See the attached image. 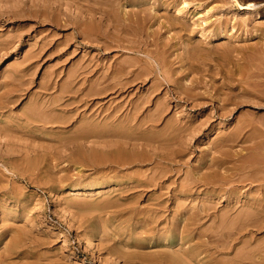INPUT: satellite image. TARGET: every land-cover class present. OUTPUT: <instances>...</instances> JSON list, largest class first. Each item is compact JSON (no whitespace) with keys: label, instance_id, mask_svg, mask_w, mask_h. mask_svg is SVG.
Here are the masks:
<instances>
[{"label":"rangeland","instance_id":"obj_1","mask_svg":"<svg viewBox=\"0 0 264 264\" xmlns=\"http://www.w3.org/2000/svg\"><path fill=\"white\" fill-rule=\"evenodd\" d=\"M139 1H140V3H138ZM151 1H152V3H151ZM239 1L242 4H245V6H248V9L244 8V9L240 10V8L238 7L235 0H159V1H157V0H145V1L144 0H138L137 2H133V3L128 2V5H127V2L124 0L123 1L122 0H116V1L115 0H0V109H2V110H0V264H108V263L109 264H127L128 262H129L128 264H132V263L133 264H140V261L145 262L142 264H147V263H149V264H163L165 258L170 259V257L167 256L168 253L170 254L171 257L178 256V255L180 256V254L175 255V253H177V251H175V250H177L178 245H179L178 243L180 242L178 240V237H177L178 232H176V231L166 232L164 226H166V228L167 227L169 228V226H170L174 230L175 227H174V225L172 226V223L176 219L179 221V223H177V225L179 224L178 226L184 225L185 222L187 223V220H185V218H187V216L190 217V215L194 212L197 213L199 208L201 209V206H202V208H204V205H205L206 208L210 210V211L208 210V212H210L209 214H212V217H213V215H215V217H214L215 220H214L213 218L211 219L210 217L207 218V216L205 218V216H204L205 214L202 213V214H204L202 216L206 220L201 216L200 220L201 221L203 220V221L201 223L199 220V223L203 226L201 228H203L204 231H206V228H208V227L209 228L211 227L210 230H212V228L215 227V225L218 227L222 222H224V224H226L225 227H227L230 224V220L233 217L234 218L232 219V222H231L232 228H235L236 224H238V225L240 223L242 224V219L243 218L245 219V217H243V214H242L245 211L244 210L245 207H243V204H245V202H246L245 196L244 195H242V196L237 195V196H239V198H238L239 200L236 198L230 200V199H226L227 196L224 193H225V189H230V188L234 187V188H238L237 190L242 188L241 191L244 190L245 188H248L242 192L245 193V192H247V190L250 189V192L253 191L252 194L255 195L256 194L255 190H257L259 188V186L257 185L258 182L257 183H256V181L253 182V184H252L253 186H252L249 183V182H251L250 181L251 179H249V181H247L248 183L246 181H244L245 180L244 176L246 175L245 173H247L249 170L248 171L246 170L247 172L241 171V173H238L239 170L237 172L234 171V173L236 175L232 174L233 172H231V170H234V168H237L238 166L240 168L242 164L244 166L245 162L250 161L249 157L253 158V160L251 159L250 162L254 163L255 159H256V160H258V162L261 161V163H258L257 161L255 163L264 164V161H262V160H264V147H263L264 144L262 143L263 145H261V141L264 142V101H262V99L264 100V98H263L264 97L263 96L264 95V89H263L264 88V86H263L264 82H262V81H264V70H262V68H263L262 66L264 65V59H263L264 56H260V54H257V53L252 54L253 51L252 50H251L252 52L249 51L250 49H260V48L262 49V48H264V0H239ZM123 2H125V3H123ZM183 2L188 3L187 8L186 7L182 8ZM137 3H138V5H137ZM153 3L156 4V7H155V5H152ZM255 3L257 4L256 6H254ZM118 4L122 5V6H120V8H119ZM140 4H141V6H140ZM132 6H133V8H132ZM142 7H144V8L148 7L147 8L148 10L144 9V8L140 9ZM93 8H94V10H93ZM101 8H103V9L101 10ZM123 8H124V10H123ZM134 8H136V9L134 10ZM125 9H127V10H125ZM137 9H138V11H137ZM151 9H152V12H151V18L152 19L150 18ZM131 10L133 13L135 12L134 13L135 15H133L132 12H130ZM139 11L140 12L143 11V14H140L141 15L140 18L144 17V18H141L143 20V22L139 17H138L139 19H137L136 14ZM99 12H100V14H99ZM144 12H146V14H148V13L149 14L144 16ZM178 12L181 14L180 16H178L176 14ZM91 13H93V14H91ZM123 13H125V15ZM126 14H128V15H126ZM138 15H139V13H138ZM152 15H153V17L155 16V18H153ZM183 15H185V16H183ZM174 16H177V19H175ZM212 16H213V18H212ZM132 17H134V18L136 17V19L138 21L137 25L135 24L136 19H133ZM148 17L151 19V20L149 19L150 20L149 22L145 21V20H147ZM124 18L128 19V22ZM179 18H182V20ZM227 18H229V19H227ZM231 18H233L235 21ZM132 19L135 22H133ZM222 19H223V23H225V22H227V20H229V24L226 23L225 24L226 26H225L222 22H220V21H222ZM130 20H131V22H130ZM139 20H141V22ZM174 20L175 21L177 20V21L174 22ZM245 20H247V24H245L243 27L234 28V26L232 25L234 22L237 23L238 21L242 22ZM116 21H117V23H116ZM144 21H145V23H144ZM212 21H215V22H212ZM248 21L250 24L248 23ZM183 22L185 23V26L181 27L182 26L181 24H183ZM231 22H232V24H231ZM128 23H130V24H128ZM148 23H150V24H148ZM174 23H176L175 26H173ZM177 23H180V24H177ZM217 23H220V24H217ZM211 24H214V25H211ZM227 24H228V27H227ZM131 25H132V27H131ZM222 25H224V27ZM128 26H130V27H128ZM138 26H139V28H141L140 30L137 29ZM220 26L223 27L222 28L223 30L229 31L228 35L231 36V37L229 36L230 38L227 37L226 39H224L221 42L215 41L212 43H209L210 41L208 38L207 40H201L204 44L203 43L200 44V42L198 40L201 39V33L204 32L207 35H209L208 30H210V31H212L211 29L217 30ZM231 26H232V29H231ZM134 27H135V29H134ZM118 28H121V29H118ZM132 28H133V33H131L132 30H130ZM184 28H186V29H184ZM123 29H124V31H123ZM125 30L127 32L128 31H131V32L127 33ZM134 30H135V32H134ZM138 30L140 33L141 32L143 33V31H145V33L140 34L138 32ZM141 30H143V31H141ZM206 30H207V32H206ZM152 31L156 32L157 35H159L158 38L161 39L159 41V43H157V40L153 39ZM117 32H118V34H117ZM136 32H138L139 35ZM121 33H123V35L126 37L123 38V35ZM128 34L132 38L131 40H130V37L128 36ZM134 36H136V37H134ZM147 36H149L148 39H147ZM114 38H115V40H114ZM122 38L125 41H123ZM127 38H129V40H127ZM136 38H138V39L141 38L140 39L141 42L138 39L136 40ZM143 38L144 39L146 38V39L144 40ZM229 39H231V40H229ZM117 41L122 42V44L118 43ZM131 41L132 42L134 41L133 43H135V44H132ZM138 41L140 43H136ZM142 41H146V42L142 43ZM188 41L191 43L188 46L189 47L188 49H190V47H191L190 51L194 53V56H193V54H191V55L188 54V51L186 49L187 43H189ZM206 41H207V43H209L208 45H207ZM124 42H126V43L128 42V43L126 44ZM129 42H131V43L129 44ZM137 44H139L140 47ZM128 46L134 47V48H129ZM194 46L196 48L200 47L202 49V51L200 52V50H201L200 48H199L200 50L199 49L194 50V48H195ZM203 46L205 47V50H207V51H203L204 50ZM160 47H162V48H160ZM244 47L247 49H243ZM235 48H237V49H235ZM146 49H148V50H146ZM229 50H231V51L233 50L231 52V54L229 53L230 52ZM236 50H238V51H236ZM125 51H126V53H125ZM129 51H131V52H129ZM197 51L199 53H197ZM246 51H248V52L246 53ZM225 52L227 54H229V56H227ZM148 53H150V54L148 55ZM232 53H233V55H232ZM243 53H246V57L245 56L242 57ZM136 54H138V55H136ZM237 54L241 58H244V59H240L241 61H238L239 59H238ZM152 55L156 56L159 59L158 60L159 63L157 61H155L154 58L150 59L149 60L150 62L146 61L145 60L146 58H143L144 56L151 58ZM230 55H232V56H230ZM192 56H193V58H191ZM252 56L254 58L256 56L255 60H252ZM258 56H260V58L263 60L258 58ZM132 57L133 58L135 57V58L133 59ZM139 57H140V59H137ZM194 57H195V60H194ZM128 58H131L134 62L133 61L131 62V59L127 60ZM125 59H126V61H125ZM135 59H136V61H135ZM256 59H257V61H256ZM258 59L261 61H259ZM114 60H115V62H114ZM139 60H140V63H139ZM142 60L145 62H143ZM249 60H250V62H249ZM251 60L254 62L252 63ZM153 61H154L153 66H152V64L150 66L149 63H153ZM192 61H194V62H192ZM244 61L246 62V64ZM125 62H127V63H125ZM248 62L250 63V65ZM113 63H114V65H113ZM131 63L137 64V65L133 66V69H138L141 66H143V67L148 66L151 69L156 68V72L160 71V73L159 74L158 73H149L150 69H147L148 68L147 67L146 68L147 70H145V71H148V75L144 70H142L146 76L143 75L144 77L142 76L141 79L136 81L133 84L132 88H130L128 90V93L125 92L126 94L124 93L120 96L123 98H120V97L118 98L115 94H114V96H113V94L112 95L107 94L108 96L104 95L105 97H101L98 99V101L96 100L97 102L96 101L94 102L93 105L98 103V105L96 104L97 106H95L94 109L90 108V104H86L87 106H84V108L82 107L83 109L81 108L77 112V110H76L77 106L80 104L81 105H84V104H82V103L78 104L79 102H74V101L76 98H79V96H80V98L83 97L82 96L83 93H81V95L80 94L78 95V92L80 93V92H82L81 90H83L84 88L87 89L88 87H90V83H91L90 81L94 80L92 83L102 82L106 78L110 79L111 78L110 74L112 75L113 73H114V75L112 76L111 79H114L113 77H115V79H116L120 76V75H118V77H116L117 75H116L115 71H113V70L117 69L116 65L118 64L117 65L118 68H119L120 64L122 66L128 67V65ZM141 63H143V64L145 63V64L143 65ZM190 63H192V64H190ZM240 63L243 65H241ZM90 65H91V67H90ZM155 65L157 67H155ZM238 65H239V67H238ZM87 66H89V67H87ZM161 67H163V69ZM243 67H244V69H243ZM256 67L257 68L261 67L260 73L258 72L259 69H256ZM90 68H92V69H90ZM107 68H109V69L106 70ZM230 68H232V69H230ZM173 69H174V71H173ZM227 69H229L230 71L233 70L234 72L231 71L232 72V74H231V72ZM248 69L251 71L248 72ZM239 70H240V72H239ZM104 71L105 72L108 71L107 74L108 73L109 74L107 75ZM171 71H173L176 74H174ZM235 71L237 73H235ZM17 72H19V73H17ZM101 72H103V73H101ZM21 73H22V75H19ZM88 73L90 76L88 75ZM247 73H249L252 78ZM254 73H256V74H254ZM151 74H153V75H151ZM229 74L231 76L233 75L234 77H230ZM83 75H84V77H83ZM242 75L244 76V78H247V81L249 80L248 81L249 85L254 87V88H252V93L249 94L252 96L250 97L248 95V93H247V96L255 99V101L253 99H250L247 96L244 98V96H242V95H244L245 93H242L241 91H236V93H235L234 90L230 89V87L233 86V84L237 83L234 81V79L238 80V79H240L239 77H242ZM100 76H102V77H100ZM128 76L129 75H127L126 77H128ZM152 76H153V78H152ZM247 76H249V78ZM75 77H76V79H75ZM145 77L147 79H145ZM189 77H190V79H189ZM143 78H144V81H143ZM158 78L160 79L159 80L160 82L157 80ZM194 78H195V80H194ZM200 78L202 79V81L198 80ZM231 78H232V81H231ZM254 78L257 79V81ZM259 79H263V80L261 81ZM80 80H82V81H80ZM141 80L143 82H141ZM188 80L189 81L191 80L190 81V83L192 82L191 85L188 82ZM196 80H198L200 82H198ZM228 80H229V83H228ZM250 80H252L251 81L252 83L250 82ZM78 81L80 83H82L83 85L78 83ZM156 81H158V82H156ZM230 82L231 83L234 82V83L231 84ZM72 83H74V85H72L74 88L73 90H75L77 92L73 91L74 92L73 93L70 90V85ZM194 83H195V85H194ZM196 83H198V84H196ZM259 83L261 84L262 87L260 86ZM229 84H230V87H229ZM258 84H259V86H258ZM67 85L69 88V92L63 93L64 91L65 92L67 91V90H65ZM77 85H78V87H77ZM137 85H138V88H137ZM156 85H157V87H156ZM160 85H162L161 88H160ZM170 85H171V87H169ZM185 85L187 87L188 86L189 87L185 88ZM165 86L168 88V91H167V88ZM195 86H197V88ZM64 87H65V89H64ZM256 87L257 88L260 87L259 90L258 89L256 90ZM78 88L81 90L79 91ZM134 88H135V90L136 89H138V90L135 91ZM222 88H224V89H222ZM60 89H63V91H61ZM76 89H78V90H76ZM148 89H149V92H148ZM150 89H153V90L158 89V91L155 90L153 92V90H150ZM260 89L262 92H260ZM173 90H174V92H173ZM222 90H223V92H222ZM150 91L153 94H151ZM185 91H187V92H185ZM231 91H233L234 93ZM61 92H62V94H60ZM132 92H134V93H132ZM143 92L145 94L147 92V94L143 95L144 94ZM58 93L60 95L56 96V94H58ZM129 93H131V94H129ZM174 93H177V94H174ZM258 94H260V95H258ZM140 95H141V98H143V99H140ZM227 95H229L228 99H227ZM236 95H239V96H237L235 99ZM254 95H256L257 98H254V97H256ZM60 96H62V97L60 98ZM142 96H144V97H142ZM185 96L187 98H185ZM232 96H234L233 97L234 99L232 98ZM240 96H242V98H244V99L240 98ZM63 97H64V99H62ZM259 97H262V98H259ZM55 98H58V99L60 98L61 101L59 100L60 101L59 103L55 104V106H52V107H55V110L53 111L54 113H52V111H49L50 108L49 109L46 108L49 112V114H48L49 120L42 123L43 121L42 122L41 121L38 122L36 120L32 121V119L27 118V116H29L28 115L29 112L30 113L32 111L37 112V110L40 108V105L45 106V104H48L49 102H51ZM83 98H85V97H83ZM134 99H136V100H134ZM145 99H147V100H145ZM160 99H161V101H160ZM225 99L227 100L228 104L223 102V101H225ZM245 99H248V100L250 99L249 101L252 103H250L248 100H246L248 102L247 103L245 101ZM131 100L132 101L138 100V102H140V103L144 102L143 103L144 108L141 110V114L143 115V116L141 115L142 116L141 118H144L143 122L147 121L146 116H147V119L149 116H151L150 118H153L154 114H158V113L161 114L160 111H162L163 116H161V119H160L161 121L156 122V124H155V125H157L156 129H157L158 133L156 135H154V137H156L157 140H158L157 137H161L162 135H163L162 137H165V135L168 136V134H169L170 137L169 136L168 137L171 139V141L173 138H175L177 141L178 140L180 141V142L178 141V143H177V141H175L173 139L174 140V141H172V142H174L173 144L171 142L169 143V141H165V143L167 142L166 144H168V145H165V143L163 142V146L161 145L162 142H160V141L159 142L157 141L156 143L153 142L155 144L150 143V146H151L150 148L153 149L155 152L158 151V152L167 153V152L171 151V152H169L170 155H171V153H173V150L177 151V146H178L177 152L179 153L178 154L179 156L174 154V157H175V159H177L178 157H181V158H179V160L177 159V164H179V165H177L175 162L172 163V162L166 161L167 163H163V165L164 166L166 165V166L165 167L162 166V168H165L167 175L163 178L164 180L162 179V181H164L166 184L167 179L169 181L171 179V182L173 183V185H172L171 182L168 181L171 185L169 184L170 186L168 185L163 190L159 189L156 186H153V187L151 186V187L147 188L148 190L146 189V187H143L142 189L137 188V189H132L133 191L132 190L127 191V188L129 190L131 185H127V184L120 182L118 180V177L124 178L126 176H130L132 174V172H133V174L138 173V171L142 174H150V173L152 174V172H155V171L159 172V170H161L160 169L161 163L157 159L154 162V165L152 164L153 163V161H152V162H148V163L141 164V165L137 164V166H136V164H134V165L124 166V167H115V169H114V167H109V169H108V167L107 168L100 167L101 169H99V167H97L95 169L87 160L84 161V159H81V158H80L82 160L81 162H80V159L77 160V157H78L77 151L82 149V151L88 155V154H90L91 149L94 146H93V144L90 143V141H92V139H90V140H84V139L80 140L79 139L78 141L72 140L73 136L75 137V135H76V132H77L76 129H78L82 126H85L89 121L88 118L90 117V115H93V114H94V116L96 115L94 119H97V121L102 123V124L100 123V125H104V124L111 122V120H114V119H110V121H108V122H105L102 119L105 118L107 115H109L110 112L116 107V105L122 103V104H125L124 108H125L126 112L123 108V110L120 113H118L119 116H117V115L114 116V118L117 117V119H115V120L119 119L121 121V119H124L125 114L130 109V107L128 109H126V108L128 107V102ZM231 100H232V102H231ZM71 101H72V103L74 102L73 103L74 105L71 104ZM37 102L40 103V105ZM87 102H88V100H87ZM99 102H101V103H99ZM149 102H150V104H149ZM154 102L156 104H159L160 106L159 105L157 106ZM238 102H240V103H238ZM241 102H244V103H241ZM260 102H262V103H260ZM36 103L38 105H36ZM66 103L70 107L66 106L65 105ZM257 103H258V105H257ZM223 104H224L225 108H227V109L229 108V109L226 110L224 107H222ZM239 104H241V106ZM56 105L59 107L60 106H63V107L59 108ZM155 105H156V107H159V108L161 107L160 109L157 108V110L159 112L156 111ZM36 106H37V108L35 109ZM106 106L109 108L112 107V109L106 108ZM153 107H155V110H153L154 109ZM221 107L224 110H222ZM90 109H91V112L89 111ZM150 109H152V110H150ZM162 109L163 110L168 109V110L167 111L165 110L164 111L165 113H164ZM147 111H148L149 116L147 115ZM220 111H221L220 114H222L223 111H224L223 113H225V112H227V113L229 112V113L228 114L227 113L222 114V116H224V117H220L218 115ZM55 112H57V114ZM64 112H66V113H64ZM81 112L84 114L82 115ZM101 112L103 113V116H105V117H103V116L100 117ZM150 112H152V113H150ZM51 114H54V115H52V119H50ZM60 114H62L63 116H61ZM88 114H90V115H88ZM25 115H27V116H25ZM65 115L68 119L65 118ZM68 115H70L71 117L73 115V118H71L69 116L71 118V120H70ZM11 116H12V118H11ZM5 117L8 118V120L12 121V122H9ZM56 117H58V118L60 117L61 119L60 118L58 119ZM98 117H100V119ZM54 119H56V121ZM57 119H58V121H57ZM65 119H66V121H64ZM164 119H166V120H164ZM61 120L63 122L62 124H64V122L65 123L68 122V123L64 124L65 128L62 124H60ZM86 120H87V122H86ZM18 121H19V123H18ZM167 121L168 122L170 121V122L168 123ZM175 121H177V124H178L177 127H181V128H179L180 130H182L181 132L183 133V131H184L183 134L180 132L176 135V133L173 132V130H175L177 128L176 127L177 124L175 123ZM248 121H250L249 123H251V122H252V124L254 123L255 125L254 124L253 125L255 127L254 126L251 127L252 124H249ZM33 122H35V123H33ZM47 122L48 123L53 122V123H49L50 124L49 125V124H46ZM172 122H173V124L171 126ZM204 122L206 124H204ZM221 122L223 124L225 123L223 126V129L219 128L221 125L219 123H221ZM26 123H28V124H26ZM36 123H38V124H36ZM41 123L43 125H41ZM79 123H80V125L78 126ZM179 123H182V124L179 125ZM239 123L241 124V127H244V128L247 127V128H245V129L242 128L241 129L242 131L239 132L240 131L239 130V127H240ZM244 123L245 124L247 123L248 126L247 125L244 126ZM256 123H257V125L259 123V125H258L259 127L256 125ZM1 124L2 125L5 124V125H7V127L5 125L2 126ZM115 124L116 123H114V125ZM165 124H168L169 128L170 127L172 128L174 125L173 130H171V128L168 129V131L166 129H164ZM203 124H204V126H203ZM44 125H45L46 129L42 128V127H44ZM15 126L17 128H19L17 130H19L20 132L16 130ZM18 126H20V127L25 126V128H24L25 130H23V129L21 130L20 127H18ZM57 126H59V127H57ZM196 126L197 127L200 126V127L197 128ZM30 127L32 130L30 129ZM33 127H34V129H33ZM48 127L51 129L50 132H49ZM236 127H238V128L236 129ZM1 128L2 129L6 128V129L2 130ZM60 128L62 130L64 129L65 132H68V134L63 136V137H65V139H68L69 136L73 135L71 137L72 139H68L65 141V139L63 137L61 138V136H57L60 133H62V130ZM185 128H187V130L189 129L190 131L189 130L187 131ZM193 128H195V129H193ZM255 128H256V130H255ZM12 129H14V130H12ZM56 129H58V130H56ZM243 129H244V132H243ZM261 129L263 130L262 134H260L261 132L258 133V130L260 131ZM160 130H161V132H159ZM169 130L171 132H173L174 135L173 134L170 135L171 132ZM185 130L187 132H185ZM193 130H195V131L193 132ZM235 130H237V131H235ZM16 131H17V133H16ZM40 131H42L43 133H40ZM21 132L24 134H22ZM47 132L50 135H47ZM176 132H178V131H176ZM190 132H192V133H190ZM236 132H238L239 135ZM222 133H224V134L230 133V134L229 135L226 134V136H227L226 137V136H223ZM233 133L237 134L239 137L238 139H237V137L235 138L236 139L235 143L233 142V143H229L227 145L224 142L222 143V141H221L222 139L225 140L226 138H228V136L234 135ZM240 133H242V135H244V136H241ZM15 134H16V136L18 134H21L20 135L21 138L18 139L19 135L16 138ZM42 134H44L45 136ZM52 135H54V136H52ZM178 135H180L181 137L179 138ZM24 136H25V138H24ZM56 136L59 137L60 139L59 138L56 139ZM171 136H173V137H171ZM175 136H177L179 139L176 138ZM220 136H222V137H220ZM32 137L36 140H38V139L39 140L36 141V140L32 139ZM46 137L47 138H53V139L49 140ZM246 138H250V139H246ZM15 139H16V141H15ZM61 139L64 142L60 141ZM244 139H246V140L244 141ZM41 140H43L44 142H47V141L52 142L54 140L53 142L55 143V145H57L58 143L60 145H58L56 148V146L54 145L53 142H52V144H49L51 142H49V143L47 142V144L41 142V144H39ZM240 140H242V141H240ZM247 140H248V142H246ZM36 142H39V143H37V145H36ZM175 142L178 145L176 144V146H175ZM237 142H242V143H237ZM256 142H258V143H256ZM34 143H35V145H34ZM70 143L73 144V146L74 145L75 146L74 147L71 146ZM215 143L217 145H215ZM220 143L223 144V146ZM250 143H252V144H250ZM5 144H7V145H5ZM61 144H62V146H61ZM103 144L104 143H102V142L100 143L101 146H103ZM230 144H232V146ZM233 144H235V145H233ZM11 145L13 146V148H16V149L18 148L19 150H22V151H20L19 153L16 150H15L16 152H10L8 150V148H6V147L7 146L11 147ZM63 145H65V146L63 147ZM76 145H78V146H76ZM157 145H159L158 148L156 147ZM258 145H260L261 147L260 146L258 147ZM52 146H54V147H52ZM160 146H162V147H160ZM172 146L175 148H173ZM217 146H218V148L220 146V148L218 149ZM224 146H226L227 148L226 147L224 148ZM35 147H36V149H35ZM38 147H40L41 149ZM58 147H60V148H58ZM104 147H105L104 149H109V147H107L106 144L104 145ZM114 147L115 146H113V148ZM168 147L169 148L171 147V148L169 149ZM228 147H229V149H228ZM231 147H233V148L231 149ZM254 147H255V149H253ZM26 148H27V150L24 151ZM150 148H148V149H150ZM159 148H160V150H159ZM216 148L218 149V151L216 150ZM260 148H262V149H260ZM56 149H58V152H56L57 151ZM65 149L67 152L63 153L62 150L65 151ZM69 149H70V151H69ZM71 149L73 152H71ZM110 149H112V147H110ZM155 149H157V150H155ZM163 149H164V151H161ZM220 149L221 150L223 149L222 151H224L225 149L226 150L223 153ZM256 149L257 150L260 149V150L257 151ZM32 150H34V151H32ZM227 150L229 152L230 151L231 152L228 154V152L226 153ZM45 151L47 152V154ZM49 151H50V153H49ZM68 151L70 153H73L72 155H74V156L76 154V156L75 157L70 156L71 154ZM27 152H28V154H27ZM220 152H222V153H220ZM256 152H258V153L261 152V153L260 154L257 153V155H258L257 156ZM23 153H25V154H23ZM253 153H255V154H253ZM58 154H59V156H58ZM221 154H224V155H221ZM227 154L230 155V157L226 158V160L228 161L227 162L228 164H225L222 167L220 166L219 167L220 169L215 167L214 170L217 169L216 170L217 172H214L213 170H211L207 167L209 164L211 165V161H212V159H214V157H217L219 159L220 158L224 159L225 155L227 156ZM231 154L232 155L237 154L238 156L237 155L231 156ZM248 154H249V156H248ZM26 155H27V157H26ZM79 155H80V151H79ZM7 156H10V157H7ZM241 156L245 157V159L242 158ZM252 156H254V157H252ZM20 157H22V158H20ZM67 157L68 158L70 157L69 161H71V162L68 161ZM171 157H172V155H171ZM239 157H241V158H239ZM255 157H257V158H255ZM27 158H29L27 160V162L29 160L33 161L32 163L29 162L31 166L34 165V166H32V168L29 165V163L26 164L25 160ZM43 158H46V159L44 160ZM72 158H73V161L71 160ZM184 158H186V159H184ZM38 159H40V160H38ZM74 159H76L79 164ZM22 160L25 161V163ZM237 160H238V162H237ZM34 161L36 163H34ZM40 161H42V162L40 163ZM74 161H76L75 165L73 163ZM157 161L160 165L159 164L157 165V163H156ZM230 163H231V165H230ZM237 163H239V164H237ZM85 164H88L87 167ZM146 164H148V165H146ZM233 164H237V165L234 166ZM89 165L91 168L89 167ZM15 166L17 167V169ZM146 166H148V169ZM172 166H177V169H176V167L175 168L173 167L174 169L170 168ZM225 166H226V169H225ZM230 166H232V167H230ZM144 167H146V168H144ZM154 167L155 168L158 167V168L154 169ZM166 167H168V169ZM178 168H180V169H178ZM230 168H233V169L229 170V172H228L227 170ZM25 169H27V170L25 171ZM104 169H106V170H104ZM241 169H242V167L240 168V170ZM109 170H110V172L111 171L114 172L113 174L116 175L117 178H115V179H117V181H114L115 179L113 180L112 177L114 175L112 174V172L110 173ZM172 170H174V171H172ZM100 171H101V173H100ZM144 171L146 173H143ZM167 171H169V172L167 173ZM225 171L227 172V174ZM24 172H26V173H24ZM92 172H94V173H92ZM253 172H255V171H252V173L251 172L247 173V175L252 174L253 176H255V178H260L261 176L264 177V170L262 171L263 172L262 174H261V171L260 172L257 171L255 174ZM216 173H220L221 176L219 175V177H221V178H218V175H216ZM230 173H231V175H230ZM237 173H238V175H237ZM242 173L245 175H242ZM257 173H259L261 176L256 177ZM92 174H94V175H92ZM239 174L242 175V177H243L242 181L243 182H240L239 178H241V177L239 176ZM104 175L110 176L109 179L103 181L101 179V176H104ZM177 175L181 179V181L178 179ZM208 175H210V178ZM224 175H225V177H224ZM234 175L238 176L239 178L236 177L238 179L235 178L236 179L235 180L233 178ZM79 176H80V178H79ZM93 176L95 178H93ZM189 176H190V178H189ZM201 176L204 178L206 176V179L209 178V180H211L212 182L215 181L216 178H218L219 180L216 179L217 181H216V183L214 182V184H211V182L210 181L208 182V180H206V183H205V180L203 181ZM211 176H214L213 178H215V179L212 180ZM253 176H251V177H253ZM86 177H88V178H86ZM174 177H177V178L173 179ZM193 177H195L194 179H197L199 181L194 180ZM199 177H201V179H199ZM227 177L229 179H227ZM61 178H62L61 181H63V183L59 181ZM77 178H78V180H77ZM232 178L234 180H232ZM255 178L253 177L252 179H255ZM186 179L188 181L191 179L192 183L191 182L190 183L192 186L188 185L189 182H187ZM67 180H69V181H67ZM94 180L97 181L98 183L97 182L95 183ZM172 180L176 181L175 184L177 186L174 185V182ZM228 180H229L230 184L228 183ZM230 180H232V181H230ZM78 181H80V182H78ZM236 181L238 183H236ZM91 182H94V183L91 184ZM108 182H110V183H108ZM111 182H112V184H111ZM218 182H220V183H218ZM225 182H227V186H226V184H224ZM233 182L236 185H234ZM61 183H62V186H61ZM179 184L181 185V187ZM182 184H185L192 191L188 190L186 192L178 194V196L176 197L174 195L175 194V192H174L175 188L177 190V189H182V187H186L185 185L183 186ZM219 184L223 185L222 187L224 189ZM71 185L74 186V188ZM116 185L119 187H117ZM228 185H230V188ZM241 185H243V186L240 188ZM254 185L258 186V188L256 187L257 188L256 189ZM89 186H91V187H89ZM112 186H114V187H112ZM168 187L170 189H168ZM200 187H202V188H200ZM158 189H159V191H157ZM211 189H212V191H211ZM261 189H264V188H261ZM140 190H141V193L139 192ZM118 191H119V193H118ZM121 191H123V192L121 193ZM161 191H163V192L159 194L158 192H161ZM203 191H204V194L202 193ZM215 191L217 192V194H219L218 196H217V194L214 195ZM258 191H257V193H258ZM124 192H126V193H124ZM135 192H136V194H135ZM259 192H261V190ZM116 193H118V194H116ZM120 193L122 194V196ZM164 193H167L168 195L163 197L162 195H166ZM107 194L109 197L106 196ZM185 194H187V195H185ZM160 195L163 197V199L168 198V199H165L167 201V203L164 200L165 201V203H164L165 207H162L164 209V210L162 209L163 211L168 212V213L165 212V215L163 214V217L166 216V217H164V219L165 220L168 219V220L164 221L163 224L151 223L149 220H147L148 219L147 211L150 213L152 212L151 210L154 209L152 207H154L156 205V201L158 200L157 198H159L158 196H160ZM204 195L206 197H204ZM134 196H135V198H134ZM138 196H140V198ZM154 196H156V197H154ZM192 196H193V198H192ZM197 196H199V197H197ZM208 196H211V197H208ZM104 197H105V199H104ZM207 197H208V200H206ZM133 198H134L135 202H137V203L134 202ZM209 198H214L215 200L214 199L209 200ZM217 198H219V199H217ZM106 199H108V200L106 201ZM111 199H112V201H113V199H115L114 203L116 204V202H117V204H116L117 206L115 204H113ZM186 199H188V200H186ZM198 199H201V200H199L200 202L198 201ZM171 200H173V201H171ZM205 200L210 205L208 203L206 204ZM237 200H238V202H237ZM180 201L182 202V204L180 203ZM233 201L237 202V206H236V203ZM242 201H243V204H242ZM104 202H106V203H104ZM118 202H123L121 204L122 206L119 205L120 203H118ZM126 203H128V205H126ZM132 203H135V204L133 205ZM110 204L112 205V208H114L116 206L114 208L115 211H114V209L111 208ZM184 204H185V206H184ZM211 204L215 205L214 206L215 209L213 208V211H211L212 207H213V205L211 206ZM118 205H119V207L120 206L121 207L118 208ZM147 205H148L149 210L145 209V207ZM175 205H177V209H176ZM193 205H195L196 207H194ZM234 205L236 206L237 209L234 208L235 207ZM238 205H239V207H238ZM241 205H242V207H241ZM170 206H172V207H170ZM197 206H199V207H197ZM104 207L107 209H105ZM130 207L131 208L134 207L135 210L131 209ZM138 208H139V210H138ZM239 208L244 210V211L239 210L241 212V214H240V212H238ZM196 209H197V211H196ZM127 210L129 212H126ZM140 210L143 212H140ZM184 210L187 212H185ZM131 211H133V212L131 213ZM135 211H136V214H135ZM174 211H176L175 212L176 215L174 214ZM172 212L174 215L172 214ZM220 213H222V214H220ZM228 213H229V215H228ZM235 213H237L238 216ZM121 214H123V216ZM141 214L144 216H142ZM145 214H146V216H145ZM233 214H235L236 217L232 216ZM128 215H130V218ZM181 215H183V216H181ZM220 215H225L226 219H224V217H222ZM239 215H242V216L240 217ZM219 216H220V218H219ZM227 216H228V219H227ZM124 217L125 218L127 217L126 220H129V221H126ZM172 217H174V218H172ZM198 217H197V219H198ZM216 218H218V220ZM237 218L239 219V221L237 220ZM123 219H124V221H123ZM141 219H143V220H141ZM171 219H173V221ZM135 220H136V222H135ZM211 220H214V221L209 223L208 221H211ZM233 220L237 221L238 223L235 222V224H234ZM125 221L128 223H126ZM216 221L220 224H215V223H217ZM133 222H135V223H133ZM205 222H206V224H205ZM208 223H209V225H208ZM210 224H212V226H210ZM154 225L155 226L158 225V226H156L157 228L154 227ZM233 225L235 227H233ZM141 226L143 228H141ZM204 226H206V228ZM263 226H262V228L260 227L261 228L260 230L258 229L257 226H256L257 228L256 227L251 228L255 231V232H253L254 234L251 233V234H253L252 236H251L249 231H246L247 233H245V231H244L245 234L242 233L241 235H239L238 237L240 239H237V240L232 242L234 245L237 244L236 248L237 247L239 248L238 249L239 252L235 253L234 251H236V250H234V249H236V248L232 249L231 250L232 252H231L229 258H233L232 257L233 255L238 256V254L239 255L241 254L242 256H244V254L249 253V250H251V248H249V249L245 248V249H247L246 252L243 250V248L247 246V245L245 246V244H243V242L245 240V239H243L244 237L252 239V237L254 236L253 239L257 240V241H255V244L259 241V239H260V242L263 241L264 240V227ZM225 227L223 225L222 229L220 227H218L219 229L213 228L214 231L215 230H218V231H216L217 233H213V230H212V236L217 237L218 233H219V235H220V233L225 234V232L223 231ZM146 228H148V229H146ZM180 228H182V227H180ZM226 229L227 228H225V231L227 233L228 229L227 230ZM256 229H258V230H256ZM140 230H142L141 233H137V232H140ZM150 230H152V232ZM158 230H159V232H158ZM150 232L152 233V235ZM148 233H149V235H148ZM156 233H157V235H156ZM207 233L211 234V232H209V231ZM214 234H216V235H214ZM78 235H80V236H78ZM145 235L148 237L146 238ZM246 235H248V236H246ZM249 235L251 237H249ZM85 236H86V239H85ZM138 236H140V238H138ZM241 236H242L243 240L241 239ZM247 238H246V241L248 240ZM13 241H15V242H13ZM215 243L218 246L221 245V242H215ZM218 243H220V244H218ZM259 243H257V245ZM103 244H104V246H103ZM214 244H213V246H215ZM239 244H242V245H239ZM239 246H241V247H239ZM120 247H122V248L120 249ZM124 247L125 248L128 247L130 249L128 250V248H127V250L126 249L124 250ZM115 248H117V249H115ZM157 248H159V249H157ZM167 248L169 250H166ZM122 249L124 250V252H127V253H129L130 251H133V250L135 252H131V256H130V253L129 254L124 253ZM136 249H137V252H136ZM162 249H165V250H163L164 254L159 253V251H158V250L162 251ZM170 249L174 252V254H172L173 252L172 253L169 252V251H171ZM118 250L122 252L123 257L120 256L121 253ZM153 251H154V253H153ZM156 251H158V252H156ZM141 252L144 253V257L141 256L142 255ZM149 252L151 254H149ZM116 254L117 255L119 254L118 258H117ZM139 254H141V255H139ZM155 254H157V255H155ZM160 254H161V256L163 255L165 258L160 257ZM127 255H128V257H127ZM147 255H150V256H147ZM151 255H154V256H151ZM207 255H208V253L202 254L200 257H198V259L195 261L194 264H204V263L207 264L208 261L206 258H204V256L207 257ZM112 256L113 257L116 256V257L113 258ZM235 256H234V258H235ZM237 256H236V258H237ZM124 257H127V258L124 259ZM119 258L121 260H119ZM161 258H163L164 260ZM202 258H204L205 261H200V259H202ZM103 259L104 260L106 259L109 261L105 260L107 262L106 263ZM116 259H118L119 261ZM122 259H124L125 261ZM114 260H116V261H114ZM128 260H131V261H128ZM132 260H134V261H132ZM149 260H150V262H149ZM157 260L159 261V263ZM155 261H157V263ZM151 262H153V263H151ZM190 264H193V263L190 262Z\"/></svg>","mask_w":264,"mask_h":264},{"label":"bare ground","instance_id":"obj_2","mask_svg":"<svg viewBox=\"0 0 264 264\" xmlns=\"http://www.w3.org/2000/svg\"><path fill=\"white\" fill-rule=\"evenodd\" d=\"M116 1V0H115ZM123 1V0H122ZM124 1H126L127 2V5H128V2H137L138 0H124ZM145 1V0H144ZM157 1H159V0H157ZM236 1V3H237V5H238V7L240 8V10H242V9H244V8H247L248 9V6H245V4H242L239 0H235ZM120 2V1H119ZM123 3H125V2H123ZM138 3H140V1L138 2ZM138 3H137V5H138ZM145 3V2H144ZM151 3H152V1H151ZM160 3V2H159ZM252 3V2H251ZM131 4V3H130ZM188 3L186 2H183V7L182 8H187V5ZM119 5V4H118ZM143 5V4H142ZM152 5H155V7H156V4H152ZM257 4L255 3L254 4V6H256ZM120 6H122V5H119L118 7L120 8ZM140 6H141V4H140ZM139 6V7H140ZM148 6V5H147ZM251 6V5H250ZM125 7V6H124ZM138 7V6H137ZM136 7V8H137ZM152 7V6H151ZM158 7V6H157ZM131 8V7H130ZM132 8H133V6H132ZM136 8H134V10L136 9ZM144 7H142V8H140V9H143ZM148 7H145L144 9H147ZM103 8H101V10H102ZM139 9V10H140ZM93 10H94V8H93ZM100 10V9H99ZM100 10V11H101ZM123 10H124V8H123ZM122 10V11H123ZM125 10H127V9H125ZM129 10V9H128ZM148 10V9H147ZM186 10V9H185ZM105 11V10H104ZM137 11H138V9H137ZM155 11V10H154ZM178 11V10H177ZM182 11V10H181ZM257 11V10H256ZM107 12V11H106ZM130 12H132V10L130 11ZM142 12V13H141ZM139 11V12H137V14H136V16H137V19H139L140 18V14H143V11ZM151 12H152V9H151V11H150V18H151ZM176 12V11H175ZM185 12V11H184ZM183 12V13H184ZM135 13V12H134ZM133 12H132V14L133 15H135ZM138 13H139V15H138ZM148 13V12H147ZM155 13V12H154ZM182 13V12H181ZM91 14H93V13H91ZM99 14H100V12H99ZM104 14V13H103ZM113 14V13H112ZM124 15H125V13H123ZM149 14V13H148ZM148 14H146V12H144V16H146V15H148ZM166 14V13H165ZM178 16H180L181 14L178 12V13H176ZM111 15V14H110ZM126 15H128V14H126ZM155 15V14H154ZM173 16V15H172ZM183 16H185V15H183ZM102 17V16H101ZM118 17V16H117ZM125 17V16H124ZM139 17V18H138ZM152 17H153V15H152ZM175 17V19H177V16H174ZM110 18V17H109ZM133 19H136V17L134 18V17H132ZM141 18H144V17H141ZM140 18V19H141ZM149 17L147 18V20H145V21H150L151 19H150ZM153 18H155V16L153 17ZM185 18V17H184ZM212 18H213V16H212ZM230 18V17H229ZM229 18H227V19H229ZM124 19H126V18H124ZM130 19V18H129ZM132 19V20H133ZM137 19L135 20L136 21V25H137ZM146 19V18H145ZM150 19V20H149ZM158 19V18H157ZM179 19H181L182 20V18H179ZM231 19H233V18H231ZM121 20V19H120ZM127 20V22H128V19H126ZM142 20V19H141ZM141 20H139L140 22H141ZM159 20V19H158ZM173 20V19H172ZM234 20V19H233ZM109 21V20H108ZM123 21V20H122ZM134 20H133V22H135ZM145 21H144V23H145ZM155 21V20H154ZM177 21V20H176ZM175 20H174V22H176ZM180 21V20H179ZM211 21V20H210ZM235 21V20H234ZM250 21V20H249ZM249 21H248V23H249ZM130 22H131V20H130ZM142 22H143V20H142ZM152 22V21H151ZM157 22V21H156ZM181 22V21H180ZM212 22H215V21H212ZM220 22H222L223 23V19H222V21H220ZM116 23H117V21H116ZM123 23V22H122ZM147 23V22H146ZM210 23V22H209ZM226 23H228L229 24V20H227V22H225V23H223L224 25L226 24ZM113 24V23H112ZM119 24V23H118ZM124 24V23H123ZM122 24V25H123ZM128 24H130V23H128ZM134 24V25H135ZM148 24H150V23H148ZM157 24V23H156ZM177 24H180V23H177ZM207 24V23H206ZM217 24H220V23H217ZM228 24H227V27H228ZM231 24H232V22H231ZM245 24H247V20H245V21H238L237 23H233L232 25L234 26V28H236V27H243ZM250 24V23H249ZM147 25V24H146ZM173 25V24H172ZM171 25V26H172ZM176 25V23H174V25L173 26H175ZM182 26L181 27H183V26H185V23L183 22V24H181ZM187 25V24H186ZM211 25H214V24H211ZM224 25H222L223 27H224ZM110 26V25H109ZM144 26V25H143ZM151 26V25H150ZM219 26V25H218ZM222 26H220L217 30H213V29H211L212 31H210V30H208L209 32H208V34L209 35H207L206 33H201V39H199L198 41L200 42V44L201 43H203L201 40H207L208 38H209V43H212V42H215V41H223L224 39H226L227 37L228 38H230L231 36L230 35H228L229 34V31L228 30H223L222 28ZM226 26V25H225ZM121 27V26H120ZM126 27V26H125ZM128 27H130V26H128ZM131 27H132V25H131ZM145 27V26H144ZM161 27V26H160ZM122 28V27H121ZM121 28H118V29H121ZM117 29V30H118ZM134 29H135V27H134ZM137 29H141V28H139V26H138V28ZM184 29H186V28H184ZM188 29V28H187ZM231 29H232V26H231ZM230 29V30H231ZM128 30V29H127ZM130 30H132V32L131 31H128V32H131V33H133V28L132 29H130ZM139 30H138V32H139ZM116 31V30H115ZM119 31V30H118ZM123 31H124V29H123ZM126 31V30H125ZM141 31H143V30H141ZM120 32V31H119ZM127 32V31H126ZM127 32V33H128ZM134 32H135V30H134ZM138 32H136V33H138ZM206 32H207V30H206ZM116 33V32H115ZM125 33V32H124ZM130 33V34H131ZM135 33V34H136ZM140 33V32H139ZM139 33H138V35H139ZM142 33V32H141ZM140 33V34H141ZM143 33H145V31H143ZM142 33V34H143ZM117 34H118V32H117ZM120 34V33H119ZM122 35H123V33H121ZM152 34H153V39L154 40H157V43H159V41L161 40L160 38H158V36L159 35H157V33L156 32H153L152 31ZM126 35V34H125ZM134 35V34H133ZM145 35V34H144ZM150 35V34H149ZM157 35V36H156ZM232 35V34H231ZM121 36V35H120ZM128 36L130 37V35L128 34ZM146 36V35H145ZM230 36V37H229ZM119 37V36H118ZM126 36H124L123 35V38H125ZM134 37H136V36H134ZM142 37V36H141ZM148 37L149 36H147V39H148ZM123 38H122V40H123ZM119 39V38H118ZM132 38L130 37V40H131ZM138 38H136V40H137ZM141 38H139L138 40L141 42V40H140ZM144 39V38H143ZM146 39V38H145ZM144 39V40H145ZM114 40H115V38H114ZM127 40H129V38H127ZM135 40V41H136ZM214 40V41H213ZM229 40H231V39H229ZM119 41V40H118ZM117 41V42H118ZM123 41H125V40H123ZM136 42V43H140V42ZM132 42V41H131ZM131 42H129V44L131 43ZM134 42V41H133ZM132 42V44H135V43H133ZM143 42H146V41H142V43ZM148 42V41H147ZM189 42V41H188ZM198 42V43H199ZM118 43H121L122 44V42H118ZM124 43H126V42H124ZM128 43V42H127ZM126 43V44H127ZM194 43V42H193ZM206 43H207V41H206ZM205 43V44H206ZM209 43H207V45L209 44ZM191 43L189 42V43H187V47H186V49H187V51H188V54L189 55H191V54H193V56H194V53L193 52H191L190 50H191V47H190V49H188L189 47V45H190ZM204 44V43H203ZM120 45V44H119ZM118 45V46H119ZM137 45H139V44H137ZM125 46V45H124ZM211 46V45H210ZM107 47V46H106ZM109 47V46H108ZM120 47V46H119ZM129 47V46H128ZM137 47V46H136ZM139 47H140V45H139ZM138 47V48H139ZM142 47V46H141ZM165 47V46H164ZM195 47V46H194ZM204 47V46H203ZM110 48V47H109ZM112 48V47H111ZM125 48V47H124ZM127 48V47H126ZM129 48H134V47H129ZM128 48V49H129ZM160 48H162V47H160ZM200 47H198V48H194V50H198ZM238 48V47H237ZM237 48H235V49H237ZM165 49V48H164ZM201 49V48H200ZM199 49V50H200ZM243 49H247V48H243ZM249 49V48H248ZM126 50V49H125ZM146 50H148V49H146ZM193 50V51H194ZM253 51V53L252 54H260V56H264V48H260V49H250L249 51ZM124 51V50H123ZM133 51V50H132ZM135 51V50H134ZM138 51V50H137ZM145 51V50H144ZM202 51V49L200 50V52ZM203 51H207V50H205V47H204V50ZM230 51V52H229ZM228 52L231 54V52L233 51H231V50H229ZM236 51H238V50H236ZM251 51V52H252ZM129 52H131V51H129ZM143 52V51H142ZM149 52V51H148ZM240 52V51H239ZM243 52V51H242ZM248 51H246V53H247ZM125 53H126V51H125ZM128 53V52H127ZM135 53V52H134ZM146 53V52H145ZM164 53V52H163ZM166 53V52H165ZM197 53H199L198 51H197ZM196 53V54H197ZM226 53V52H225ZM238 53V52H237ZM241 53V52H240ZM246 53H243V55H242V57H246ZM140 54V53H139ZM150 53H148V55H149ZM131 55V54H130ZM136 55H138V54H136ZM147 55V56H148ZM199 55V54H198ZM226 55L227 56H229V54H227L226 53ZM225 55V56H226ZM232 55H233V53H232ZM232 55H230V56H232ZM193 56L191 57V58H193ZM237 56H238V61H241L240 59H244V58H241L238 54H237ZM257 56V55H256ZM256 56H255V58H256ZM260 56H258V58H260ZM149 57V56H148ZM148 57H143V58H146L145 60L146 61H149L150 59H152V58H154L155 59V61H157L158 62V58L156 57V56H151V58H148ZM240 57V58H239ZM249 57V56H248ZM124 58V57H123ZM126 58V57H125ZM133 58V57H132ZM135 58V57H134ZM133 58V59H134ZM148 58V59H147ZM237 58V57H236ZM255 58L252 56V60H255ZM120 59V58H119ZM129 59H131V58H128L127 60H129ZM137 59H140V57L139 58H137ZM250 59V58H249ZM261 59V58H260ZM264 59V58H263ZM263 59H261V60H263ZM117 60V59H116ZM122 60V59H121ZM124 60V59H123ZM194 60H195V57H194ZM251 60V62L253 63L254 61H252ZM259 60V59H258ZM261 60H259V61H261ZM125 61H126V59H125ZM133 60L131 59V62H132ZM135 61H136V59H135ZM143 61V60H142ZM248 61V60H247ZM256 61H257V59H256ZM114 62H115V60H114ZM130 62V61H129ZM128 62V63H129ZM134 62V61H133ZM143 62H145V61H143ZM150 62V61H149ZM192 62H194V61H192ZM245 62V61H244ZM249 62H250V60H249ZM248 62V63H249ZM125 63H127V62H125ZM138 63V62H137ZM139 63H140V60H139ZM159 63V62H158ZM167 63V62H166ZM238 63V62H237ZM247 63V64H248ZM257 63V62H256ZM261 63V62H260ZM109 64V63H108ZM124 64V63H123ZM141 64H143V63H141ZM145 64V63H144ZM143 64V65H144ZM151 64H152V66H153V64H154V61H153V63H149V65L151 66ZM162 64V63H161ZM190 64H192V63H190ZM241 64V63H240ZM239 64V65H240ZM245 64H246V62H245ZM255 64V63H254ZM263 64V63H262ZM261 64V65H262ZM110 65V64H109ZM108 65V66H109ZM113 65H114V63H113ZM116 65V64H115ZM118 65V64H117ZM117 65H116V70H113V71H115V73H116V77H118V75H120L118 78H116L115 79V77H113L114 79H111L112 78V76L114 75V73L111 75L110 74V76H111V78L110 79H108V78H106L104 81H102V82H98V83H92L93 81H90L91 83H90V87H88L87 89H83V90H81V89H79V91L81 90L82 92H78V95L80 94L81 95V93H83L82 94V96L83 97H85V98H83V97H81L80 98V96H79V98H76L75 99V101L74 102H79L78 104H80V103H82V104H84V105H78L77 106V112L83 107L84 108V106H87L86 104H90V108L92 109H94L95 108V106H97L98 105V103H96L95 105H93L94 104V102L97 100L98 101V99L99 98H101V97H105L104 95H107V94H113V96H114V94L119 98L122 94H124L125 92H127L128 93V90L130 89V88H132V86H133V84L136 82V81H138L139 79H141V77L143 76V75H145V73H143V71L142 70H147V69H150V72L149 73H160V71L159 72H156V68H154V69H151V68H149L148 66V68L147 67H143V66H141V67H139L138 69H133V66H135V65H137L136 63H131V64H129L128 65V67L127 66H122L121 64L119 65V68L117 67ZM140 65V64H139ZM239 65H238V67H239ZM241 65H243V64H241ZM249 65H250V63H249ZM252 65V64H251ZM256 65V64H255ZM93 66V65H92ZM96 66V65H95ZM122 66V67H121ZM168 66V65H167ZM233 66V65H232ZM253 66V65H252ZM87 67H89V66H87ZM90 67H91V65H90ZM155 67H157L156 65H155ZM164 67V66H163ZM163 67H161L162 69H163ZM234 67V66H233ZM232 67V68H233ZM254 67V66H253ZM259 67V66H258ZM263 68H264V65L262 66ZM97 68V67H96ZM147 68V69H146ZM194 68V67H193ZM192 68V69H193ZM232 68H230V69H232ZM261 68V67H260ZM260 68H257L256 67V69H259V73H260V71H261V69ZM262 68V70H264ZM90 69H92V68H90ZM104 69V68H103ZM102 69V70H103ZM109 68H107L106 70H108ZM161 69V70H162ZM170 69V68H169ZM191 69V68H190ZM239 69V68H238ZM242 69V68H241ZM243 69H244V67H243ZM252 69V68H251ZM88 70V69H87ZM94 70V69H93ZM227 70H229V69H227ZM236 70V69H235ZM255 70V69H254ZM163 71V70H162ZM161 71V72H162ZM173 71H174V69H173ZM173 71H171V72H173ZM192 71V70H191ZM230 71V70H229ZM232 72H234L233 70H231ZM230 71V72H231ZM237 71V70H236ZM235 71V73H237ZM249 71H251V70H249L248 69V72ZM256 71V70H255ZM85 72V71H84ZM94 72V71H93ZM105 72V71H104ZM107 72L108 71H106L105 73L107 74ZM146 73H147V75H148V71H145ZM178 72V71H177ZM189 72V71H188ZM232 72H231V74H232ZM239 72H240V70H239ZM238 72V73H239ZM257 72V73H258ZM17 73H19V72H17ZM90 73V72H89ZM89 73H88V75H89ZM101 73H103V72H101ZM174 73V72H173ZM234 73V74H235ZM252 73V72H251ZM258 73V74H259ZM91 74V73H90ZM96 74V73H95ZM105 74V75H106ZM109 74V73H108ZM107 74V75H108ZM174 74H176V73H174ZM173 74V75H174ZM247 74H249V73H247ZM254 74H256V73H254ZM253 74V75H254ZM262 74V73H261ZM19 75H22V73L21 74H19ZM75 75V74H74ZM86 75V74H85ZM101 75V74H100ZM127 75H129L128 77H126ZM131 75V76H130ZM151 75H153V74H151ZM230 75V74H229ZM236 75V74H235ZM241 75V74H240ZM90 76V75H89ZM96 76V75H95ZM104 76V75H103ZM146 76V75H145ZM155 76V75H154ZM249 76L251 77V75L249 74ZM249 76H247L248 78H249ZM255 76V75H254ZM258 76V75H257ZM83 77H84V75H83ZM88 77V76H87ZM93 77V76H92ZM100 77H102V76H100ZM99 77V78H100ZM109 77V76H108ZM144 77V76H143ZM230 77H234L233 75L231 76L230 75ZM149 78V77H148ZM152 78H153V76H152ZM240 79H238V80H235L234 78V81L235 82H237V83H235V84H233V83H231V84H233V86H231L230 87V84H229V87H230V89H232V90H234L235 91V93H236V91H241L242 93H245L244 95H242V96H244V98L247 96V93H248V95L249 94H251L252 93V88H254L253 86H251V85H249V83H248V81H247V78H244V76L242 75V77H239ZM252 78V77H251ZM75 79H76V77H75ZM84 79V78H83ZM145 79H147L146 77H145ZM185 79V78H184ZM188 79V78H187ZM189 79H190V77H189ZM255 79V78H254ZM253 79V80H254ZM100 80V79H99ZM158 81L160 80L159 78L157 79ZM193 80V79H192ZM194 80H195V78H194ZM193 80V81H194ZM198 80H201L202 81V79L200 78V79H198ZM198 80H196V81H198ZM245 80V81H244ZM256 81H257V79H255ZM259 80H263V79H259ZM80 81H82V80H80ZM143 81H144V78H143ZM142 80H141V82H143ZM158 81H156V82H158ZM191 81V80H190ZM190 81L188 80V82L190 83ZM231 81H232V78H231ZM252 80H250V82H251ZM74 82V81H73ZM160 82V81H159ZM198 82H200V81H198ZM255 82V81H254ZM262 82H264V81H262ZM261 82V83H262ZM78 83H80L79 81H78ZM89 83V82H88ZM186 83V82H185ZM192 83V82H191ZM191 83H190V85H191ZM228 83H229V80H228ZM252 83V82H251ZM256 83V82H255ZM258 83V82H257ZM77 84V83H76ZM80 84H82V83H80ZM143 84V83H142ZM157 84V83H156ZM196 84H198V83H196ZM226 84V83H225ZM260 84V83H259ZM259 84H258V86H259ZM72 85H74V83H72L71 85H70V90L73 92V91H75V90H73L74 88H73V86ZM83 85V84H82ZM139 85V84H138ZM138 85H137V88H138ZM141 85V84H140ZM182 85V84H181ZM194 85H195V83H194ZM255 85V84H254ZM89 86V85H88ZM135 86V85H134ZM142 86V85H141ZM147 86V85H146ZM161 86L162 85H160V88H161ZM167 86V85H166ZM165 86V87H166ZM183 86V85H182ZM251 86V87H250ZM257 86V87H258ZM260 86H261V84H260ZM263 86H264V84H263ZM77 87H78V85H77ZM154 87V86H153ZM156 87H157V85H156ZM169 87H171V85L169 86ZM187 86L185 85V88H186ZM189 87V86H188ZM187 87V88H188ZM193 87V86H192ZM196 88H197V86H195ZM256 87V90L258 89L259 90V88H257ZM262 87V86H261ZM76 88V87H75ZM82 88V87H81ZM136 88V87H135ZM135 88H134V90H135ZM144 88V87H143ZM167 88V87H166ZM191 88V87H190ZM194 88V87H193ZM64 89H65V87H64ZM78 89H76V90H78ZM159 89V88H158ZM158 89H155V90H157L158 91ZM192 89V88H191ZM222 89H224V88H222ZM227 89V88H226ZM262 89V88H261ZM261 89H260V92H262L261 91ZM264 89V88H263ZM262 89V90H263ZM61 91H63V89H60ZM65 90H67L66 92L64 91L63 93H68L69 92V88H68V85L66 86V89ZM132 90V89H131ZM133 90V91H134ZM136 90H138V89H136ZM135 90V91H136ZM150 90H153V89H150ZM155 90H153V92L155 91ZM175 90V89H174ZM174 90H173V92H174ZM181 90V89H180ZM187 90V89H186ZM229 90V89H228ZM70 91V92H71ZM167 91H168V88H167ZM172 91V90H171ZM184 91V90H183ZM189 91V90H188ZM219 91V90H218ZM230 91V90H229ZM71 92V93H72ZM75 92H77V91H75ZM148 92H149V89H148ZM151 92V91H150ZM182 92V91H181ZM185 92H187V91H185ZM192 92V91H191ZM194 92V91H193ZM222 92H223V90H222ZM228 92V91H227ZM231 92H233V91H231ZM256 92V91H255ZM259 92V93H260ZM74 93V92H73ZM132 93H134V92H132ZM144 93V92H143ZM170 93V92H169ZM178 93V92H177ZM177 93H174V94H177ZM190 93V92H189ZM226 93V92H225ZM234 93V92H233ZM257 93V92H256ZM255 93V94H256ZM60 94H62V92L60 93ZM59 93L58 94H56V96H58V95H60ZM76 94V93H75ZM126 94V93H125ZM129 94H131V93H129ZM146 94H147V92H146ZM145 93L143 94V95H146ZM151 94H153L152 92H151ZM232 94V93H231ZM261 94V93H260ZM260 94H258V95H260ZM263 94V93H262ZM74 95V94H73ZM230 95V94H229ZM229 95H227V99H228V96ZM233 95V94H232ZM240 95V94H239ZM239 95H236L235 96V99H236V97L237 96H239ZM55 96V97H56ZM108 96V95H107ZM151 96V95H150ZM231 96V95H230ZM242 96H240V98H242ZM250 97L252 96V95H249ZM249 96H247V97H249ZM254 96H256V95H254ZM264 96V95H263ZM262 96V97H263ZM62 96H60V98H61ZM68 97V96H67ZM66 97V98H67ZM75 97V96H74ZM142 97H144V96H142ZM183 97V96H182ZM234 96H232V98H233ZM249 97V98H250ZM262 97H259V98H262ZM58 99V98H55V99H53L51 102H49L48 104H45V106L44 105H40V103H38L39 105H40V108L37 110V112H35V111H32L31 113L29 112V116H27V115H25V116H27V118H30V119H32V121H34V120H36V121H43L42 123H44V122H46L47 120H49V112H48V110L46 109V108H50L49 109V111H52V113H54L53 111L55 110V107H52V106H55V104H57V103H59L60 101H61V99ZM92 98V99H91ZM120 98H123V97H120ZM185 98H187L186 96H185ZM221 98V97H220ZM231 98V99H232ZM239 98V97H238ZM239 98V99H240ZM244 98H242V99H244ZM254 98H257V96L256 97H254ZM264 98V97H263ZM62 99H64V97L62 98ZM137 99V98H136ZM136 99H134V100H136ZM139 99V98H138ZM140 99H143V98H141V95H140ZM153 99V98H152ZM234 99V98H233ZM241 99V100H242ZM250 99H253V98H250ZM249 99V100H250ZM50 100V99H49ZM60 100V101H59ZM87 100H88V102H87ZM92 100V101H91ZM120 100V99H119ZM145 100H147V99H145ZM144 100V101H145ZM151 100V99H150ZM185 100V99H184ZM190 100V99H189ZM196 100V99H195ZM221 100V99H220ZM238 100V99H237ZM240 100V101H241ZM246 100H248V99H245V101ZM248 100V101H249ZM254 101H255V99H253ZM259 100V99H258ZM257 100V101H258ZM86 103H85V102ZM96 101V102H97ZM100 101V100H99ZM154 101V100H153ZM160 101H161V99H160ZM168 101V100H167ZM235 101V100H234ZM243 101V100H242ZM252 101V100H251ZM253 101V102H254ZM262 101H264L263 99H262ZM43 102V101H42ZM41 102V103H42ZM73 102V103H74ZM84 102V103H83ZM91 102V103H90ZM110 102V101H109ZM122 102V101H121ZM125 102V101H124ZM142 102V101H141ZM146 102V101H145ZM165 102V101H164ZM194 102V101H193ZM199 102V101H198ZM223 102H225L226 104H228L227 103V100L225 99V101H223ZM231 102H232V100H231ZM247 102V101H246ZM245 102V103H246ZM250 102V101H249ZM36 103V105H38ZM44 103V102H43ZM65 103V102H64ZM72 103V101H71V104H73ZM99 103H101V102H99ZM143 103L144 102H142V103H140V102H138V100L137 101H129L128 102V107L126 108V109H128L129 107H130V109L127 111V113L125 114V117H124V119H121V121L119 122L118 120H115V119H117V117L116 118H114V116H119L118 115V113H120L122 110H123V108L125 107L124 105L125 104H118V105H116V107L110 112V114L109 115H107L106 117L105 116H103V111L100 113V117L101 116H103V117H105V118H103L102 120L103 121H105V122H108V121H110V119H114V120H111V122H109V123H107V124H104V125H100V123L101 122H99V121H97V119H94L95 118V116H94V114L93 115H90V114H88V115H90V117L88 118L89 119V121H88V123L85 125V126H82V127H80V128H78V129H76L77 130V132H76V135H75V137L73 136V139L71 138L72 136H69L68 137V139H72V140H75V141H78L79 139L80 140H82V139H84V140H90V139H92V141H90V143L91 144H93V148L91 149V152H90V154H85V152H83L82 151V149L81 150H79L80 151V155H79V151H77L78 152V154H77V160L78 159H84V161H88L92 166H93V168H97V167H99V169H101L100 167H105V168H107L108 167V169H109V167H114V169H115V167H124V166H130V165H134V164H136V166H137V164L138 165H141V164H145V163H148V162H152L153 161V165H154V162L156 161V159L157 160H159L160 161V163H161V170H159V172H157V171H155V172H152V174L150 173V174H142V173H140L139 171H138V173H136V174H133V172H132V174L130 175V176H126V177H124V178H120V177H118V180L120 181V182H123V183H125V184H127V185H131L130 186V188H129V190H128V188H127V191H130V190H132V189H137V188H143V187H146V189L147 188H149V187H153V186H156V187H158L159 189H161V190H163L165 187H167L170 183L169 182H171V179H170V181L167 179V183L165 184V182L164 181H162V179L167 175L166 174V170H165V168H162V166H164L163 165V163H167V162H172V163H176L177 164V159L179 160V158H181V157H178L179 155V153L177 152L178 151V146H177V151H174L173 150V153H171V155H172V157H171V155L169 154V152H171V151H169V152H167V153H163V152H155L153 149H151L150 147V143H153V142H162V146H163V142L165 143V141H169V143L171 142L172 144L174 143V142H172V141H177L175 138H173L172 139V141H171V139L169 138L170 136H169V134H168V136H166L165 135V137H157L158 138V140L156 139V137H154V135H156L157 133H158V131H157V125H155L156 124V122H160L161 120V116H163L162 115V111H160L161 112V114L160 113H158V114H154L153 115V118H150L151 116H149L148 115V111H147V115L149 116L148 117V119H147V116H146V120L147 121H144L143 122V120H144V118H141L143 115L141 114V110L144 108V106H143ZM152 103V102H151ZM155 103V102H154ZM158 103V102H157ZM196 103V102H195ZM200 103V102H199ZM222 103V102H221ZM237 103V102H236ZM238 103H240V102H238ZM241 103H244V102H241ZM248 103V102H247ZM250 103H252V102H250ZM255 103V102H254ZM259 103V102H258ZM258 103H257V105H258ZM260 103H262V102H260ZM63 104V103H62ZM76 104V103H75ZM148 104V103H147ZM149 104H150V102H149ZM153 104V103H152ZM156 104V103H155ZM235 104V103H234ZM61 105V104H60ZM66 106H69L67 103L65 104ZM74 105V104H73ZM72 105V106H73ZM146 105V104H145ZM157 106L159 105V104H156ZM156 105H155V107H156ZM233 105V104H232ZM240 106H241V104H239ZM238 105V106H239ZM34 106V105H33ZM32 106V107H33ZM57 106V105H56ZM110 106V105H109ZM160 106V105H159ZM168 106V105H167ZM219 106V105H218ZM57 107H59V106H57ZM56 107V108H57ZM61 107H63V106H60L59 108H61ZM70 107V106H69ZM146 107V106H145ZM155 107H153L154 109L153 110H155ZM222 107H224V104H223V106ZM222 107H221V109H222ZM231 107V106H230ZM34 108V107H33ZM37 108V106L35 107V109ZM68 108V107H67ZM66 108V109H67ZM82 108V109H83ZM106 108H109V107H107L106 106ZM111 109H112V107H110ZM109 108V109H110ZM157 108H159V107H156V111H158L157 110ZM161 108V107H160ZM159 108V109H160ZM163 108V107H162ZM217 108V107H216ZM220 108V107H219ZM225 108V107H224ZM69 109V108H68ZM91 109L89 110L90 112H91ZM100 109V108H99ZM98 109V110H99ZM103 109V108H102ZM149 109V108H148ZM170 109V108H169ZM226 110H228L227 108H225ZM231 109V108H230ZM0 110H2V109H0ZM63 110V109H62ZM85 110V109H84ZM104 110V109H103ZM106 110V109H105ZM108 110V109H107ZM124 110H125V108H124ZM146 110V109H145ZM150 110H152V109H150ZM149 110V111H150ZM163 110V109H162ZM166 110V109H165ZM165 110H163V112L165 111ZM168 110V109H167ZM166 110V111H167ZM219 110V109H218ZM222 110H224V109H222ZM233 110V109H232ZM231 110V111H232ZM95 111V110H94ZM93 111V112H94ZM109 111V110H108ZM48 112V113H47ZM58 112V111H57ZM57 112H55L56 114H57ZM69 112V111H68ZM75 112V111H74ZM83 112V111H82ZM81 112V114L83 115L84 113H82ZM88 112V111H87ZM125 112H126V110H125ZM159 112V111H158ZM212 112V111H211ZM218 112V111H217ZM224 112V111H223ZM222 112V114H225V113H227V112H225V113H223ZM60 113V112H59ZM64 113H66V112H64ZM76 113V112H75ZM89 113V112H88ZM95 113V112H94ZM107 113V112H106ZM150 113H152V112H150ZM154 113V112H153ZM157 113V112H156ZM165 113V112H164ZM167 113V112H166ZM221 113V111L219 112V116L220 117H224V116H222V114H220ZM229 113V112H228ZM227 113V114H228ZM71 114V113H70ZM92 114V113H91ZM97 114V113H96ZM99 114V113H98ZM105 114V113H104ZM123 114V113H122ZM52 115H54V114H51V117H50V119H52ZM61 116H63L62 114H60ZM77 115V114H76ZM86 115V114H85ZM142 115V116H141ZM70 115H68V117H69ZM226 116V115H225ZM71 117V116H70ZM69 117V119L71 120V118H73V115H72V117L70 118ZM100 117H98L99 119H100ZM123 117V116H122ZM212 117V116H211ZM219 117V118H220ZM6 118V117H5ZM11 118H12V116H11ZM55 118V117H54ZM56 118H58V117H56ZM60 118V117H59ZM58 118V119H59ZM64 118V117H63ZM65 118L66 119H68L67 117H66V115H65ZM83 118V117H82ZM218 118V119H219ZM7 120H8V118H6ZM29 119V120H30ZM58 119H57V121H58ZM61 119V118H60ZM66 119L64 120V121H66ZM85 119V118H84ZM87 119V118H86ZM91 119V120H90ZM163 119V118H162ZM225 119V118H224ZM3 120V119H2ZM15 120V119H14ZM55 121H56V119H54ZM93 120V121H92ZM164 120H166V119H164ZM212 120V119H211ZM9 121V120H8ZM53 121V120H52ZM69 121V120H68ZM81 121V120H80ZM84 121V120H83ZM9 122H12V121H9ZM23 122V121H22ZM29 122V121H28ZM71 122V121H70ZM85 122V121H84ZM86 122H87V120H86ZM168 122V121H167ZM166 122V123H167ZM170 122V121H169ZM168 122V123H169ZM183 122V121H182ZM245 122V121H244ZM250 121H248V123H249ZM14 123V122H13ZM18 123H19V121H18ZM33 123H35V122H33ZM41 123V125H43ZM49 123H53V122H49ZM48 122L46 123V124H49ZM63 122H62V120H61V123L60 124H62ZM66 123H68V122H66ZM65 122H64V124H66ZM81 123V122H80ZM80 123L78 124V126L80 125ZM114 123H116L115 125H114ZM175 123L177 124V121H175ZM26 124H28V123H26ZM36 124H38V123H36ZM45 124V125H46ZM56 124V123H55ZM64 124H62L63 126H64V128H65V125ZM82 124V123H81ZM102 124V123H101ZM163 124V123H162ZM172 124H173V122L171 123V126H172ZM180 124H182V123H179V125ZM201 124V123H200ZM204 124H206L205 122H204ZM204 124H203V126H204ZM219 124H221L220 125V129L222 128L223 129V126H224V124L221 122V123H219ZM223 124V125H222ZM249 124H252V122L251 123H249ZM254 124V123H253ZM252 124V126L251 127H253L254 125ZM2 125V124H1ZM3 125H5V124H3ZM2 125V126H3ZM21 125V124H20ZM30 125V124H29ZM45 125H44V127H45ZM50 125V124H49ZM188 125V124H187ZM196 125V124H195ZM194 125V126H195ZM199 125V124H198ZM239 125H240V127H239V132H241L242 130V128H244V127H241V124L239 123ZM247 125V123L245 124L244 123V126H246ZM256 125H257V123H256ZM258 125H259V123H258ZM257 125V126H258ZM6 127H7V125H5ZM4 126V127H5ZM17 126V125H16ZM15 126V127H16ZM31 126V125H30ZM48 126V125H47ZM53 126V125H52ZM70 126V125H69ZM178 126V124L176 125V127ZM183 126V125H182ZM185 126V125H184ZM222 126V127H221ZM243 126V125H242ZM248 126V125H247ZM256 126V127H257ZM262 126V125H261ZM18 127H20V126H18ZM35 127V126H34ZM34 127H33V129H34ZM42 127V126H41ZM44 127H42L43 129H46V127L44 128ZM51 127V126H50ZM57 127H59V126H57ZM160 127V126H159ZM173 127H174V125H173ZM173 127L171 128V130H173ZM187 127V126H186ZM190 127V126H189ZM192 127V126H191ZM197 127V126H196ZM195 127V128H196ZM198 127H200V126H198ZM197 127V128H198ZM250 127V126H249ZM255 127V126H254ZM259 127V126H258ZM25 128V126L23 127V126H21L20 127V129L22 130H25L24 129ZM49 128V127H48ZM52 128V127H51ZM169 128V126H168V124H165V128L164 129H166L167 131H168V129H170ZM179 128H181V127H177L175 130H173V132H175L176 133V135L178 134V133H180L182 130H180ZM188 128V127H187ZM187 128H185L186 130H187ZM195 128H193V129H195ZM202 128V127H201ZM235 128V127H234ZM233 128V129H234ZM238 127H236V129H237ZM245 128H247V127H245ZM244 128V129H245ZM2 129V128H1ZM6 128H4V129H2V130H5ZM17 129H19V128H17L16 127V130ZM29 129V128H28ZM30 129H31V127H30ZM29 129V130H30ZM61 129V128H60ZM74 129V128H73ZM163 129V130H164ZM184 129V128H183ZM191 129V128H190ZM200 129V128H199ZM244 129H243V132H244ZM260 129V128H259ZM12 130H14V129H12ZM32 130V129H31ZM50 128H49V132H50ZM53 130V129H52ZM56 130H58V129H56ZM62 130V129H61ZM75 130V129H74ZM185 130V132H187ZM192 130V129H191ZM198 130V129H197ZM255 130H256V128H255ZM17 131H19V130H17ZM17 131H16V133H17ZM165 131V130H164ZM170 131V130H169ZM176 131H178V132H176ZM190 131V130H189ZM195 130H193V132H194ZM234 131V130H233ZM235 131H237V130H235ZM263 130L261 129L260 131L258 130V133H260V134H262L263 132H262ZM20 132V131H19ZM35 132V131H34ZM39 132V131H38ZM46 132V131H45ZM61 132V131H60ZM72 132V131H71ZM74 132V131H73ZM159 132H161V130L159 131ZM171 132V131H170ZM169 132V133H170ZM173 132H171L170 133V135L171 134H173L174 135V133ZM198 132V131H197ZM200 132V131H199ZM4 133V132H3ZM12 133V132H11ZM10 133V134H11ZM22 133V132H21ZM31 133V132H30ZM29 133V134H30ZM40 133H43L42 131H40ZM165 133V132H164ZM163 133V134H164ZM182 133V132H181ZM183 133H184V131H183ZM182 133V134H183ZM190 133H192V132H190ZM236 133H238V132H236ZM22 134H24V133H22ZM66 134H68V132H65V130L63 129L62 130V133H60L59 135H57V136H61V138L63 137V136H65ZM73 134V133H72ZM223 134V136H226V134H228V133H222ZM221 134V135H222ZM230 134V133H229ZM228 134V135H229ZM234 134V133H233ZM241 134V136H244V135H242V133H240ZM19 135V137H18V139L19 138H21L20 137V135L21 134H18ZM17 135V136H18ZM34 135V134H33ZM42 135H44V134H42ZM47 135H50L48 132H47ZM193 135V134H192ZM238 135H239V133H238ZM238 135L237 134H234V135H231V136H228V138H226L225 140H221L222 141V143L224 142L226 145L227 144H229V143H235L236 142V137H237V139L239 138L238 137ZM14 136V135H13ZM15 136H16V134H15ZM17 136H16V138H17ZM38 136V135H37ZM41 136V135H40ZM45 136V135H44ZM52 136H54V135H52ZM56 136V139H58L59 137H57ZM190 136V135H189ZM196 136V135H195ZM171 137H173V136H171ZM176 138H180L181 136L180 135H178V137L177 136H175ZM183 137V136H182ZM220 137H222V136H220ZM227 137V136H226ZM249 137V136H248ZM24 138H25V136H24ZM47 138V137H46ZM55 138V137H54ZM64 139H65V137H63ZM178 138V139H179ZM242 138V137H241ZM23 139V138H22ZM32 139H34L33 137H32ZM47 139H49V140H51V139H53V138H47ZM60 139V138H59ZM68 139H65V141L66 140H68ZM243 139V138H242ZM246 139H250V138H246ZM246 139H244V141L246 140ZM21 140V139H20ZM24 140V139H23ZM34 140H36V139H34ZM39 140V139H38ZM38 140H36V141H38ZM55 140V139H54ZM53 140V141H54ZM15 141H16V139H15ZM52 141V142H53ZM60 141H63L62 139L60 140ZM59 141V142H60ZM179 141V140H178ZM178 141H177V143H178ZM190 141V140H189ZM240 141H242V140H240ZM243 141V142H244ZM8 142V141H7ZM12 142V141H11ZM41 142H43V143H45V144H47V142H44L43 140H41L40 141V143L39 142H36V145H37V143H39V144H41ZM49 142H51V141H49ZM48 142V143H49ZM52 142L51 143H49V144H52ZM56 142V141H55ZM64 142V141H63ZM73 142V141H72ZM80 142V141H79ZM104 143L103 144V146H101L100 145V143ZM180 142V141H179ZM246 142H248V140L246 141ZM259 142V141H258ZM258 142H256V143H258ZM54 143V142H53ZM61 143V142H60ZM75 143V142H74ZM83 143V142H82ZM155 143H153V144H155ZM167 143V142H166ZM165 143V145H168V144H166ZM176 142H175V146H176V144H177ZM237 143H242V142H237ZM236 143V144H237ZM264 144V142H262L261 141V145H263ZM66 144V143H65ZM71 144V143H70ZM69 144V145H70ZM81 144V143H80ZM106 144V146L107 147H109V149H104L105 147H104V145ZM109 144V145H108ZM159 144V145H160ZM188 144V143H187ZM219 144V143H218ZM221 144V143H220ZM250 144H252V143H250ZM5 145H7V144H5ZM34 145H35V143H34ZM33 145V146H34ZM43 145V144H42ZM54 145H55V143H54ZM58 145H60L59 143L57 144V145H55L56 146V148H57V146ZM84 145V144H83ZM159 145H157L156 147L158 148V146ZM178 145V144H177ZM183 145V144H182ZM215 145H217L216 143H215ZM222 146H223V144H221ZM231 146H232V144H230ZM233 145H235V144H233ZM18 146V145H17ZM61 146H62V144H61ZM60 146V147H61ZM65 145H63V147H64ZM68 146V145H67ZM71 146H73V144H71ZM70 146V147H71ZM75 146V145H74ZM73 146V147H74ZM76 146H78V145H76ZM100 146V147H99ZM113 146H115L114 148H113ZM162 146H160V147H162ZM221 146V147H222ZM260 145H258V147H259ZM22 147V146H21ZM47 147V146H46ZM52 147H54V146H52ZM60 147H58V148H60ZM102 147V148H101ZM110 147H112V149H110ZM153 147V146H152ZM155 147V146H154ZM173 147V146H172ZM226 146H224V148H225ZM261 147V146H260ZM264 147V146H263ZM262 147V148H263ZM6 148H8V150L10 151V152H16V151H18V153L20 152V151H22V150H19L18 148L16 149V148H13V146L11 145V147H6ZM38 148H40V147H38ZM37 148V149H38ZM66 148V147H65ZM79 148V147H78ZM84 148V147H83ZM148 148H150V149H148ZM165 148V147H164ZM169 148V147H168ZM171 148V147H170ZM169 148V149H170ZM173 148H175V147H173ZM180 148V147H179ZM217 148H218V146H217ZM216 148V150L218 151V149L220 148V146H219V148L217 149ZM227 148V147H226ZM233 147H231V149H232ZM262 148H260V149H262ZM22 149V148H21ZM29 149V148H28ZM35 149H36V147H35ZM41 149V148H40ZM43 149V148H42ZM51 149V148H50ZM73 149V148H72ZM72 149H71V152H73L72 151ZM228 149H229V147H228ZM252 149V148H251ZM253 149H255V147L253 148ZM259 149V150H260ZM16 150V151H15ZM27 150V148L24 150V151H26ZM31 150V149H30ZM48 150V149H47ZM54 150V149H53ZM57 151L56 152H58V149H56ZM61 150V149H60ZM77 150V149H76ZM85 150V149H84ZM90 150V149H89ZM155 150H157V149H155ZM159 150H160V148H159ZM166 150V149H165ZM168 150V149H167ZM221 150V149H220ZM219 150V151H220ZM223 150V149H222ZM221 150V151H222ZM226 150V149H225ZM225 150L224 151H222L223 153L225 152ZM257 150V149H256ZM259 150H257V151H259ZM32 151H34V150H32ZM63 151V153L64 152H67L66 151V149H65V151L64 150H62ZM69 151H70V149H69ZM68 151V152H69ZM82 151V152H81ZM161 151H164V149L163 150H161ZM249 151V150H248ZM37 152V151H36ZM46 152V151H45ZM55 152V153H56ZM166 152V151H165ZM176 152V153H175ZM212 152V151H211ZM210 152V153H211ZM222 152H220V153H222ZM228 152V154L231 152H229L228 150L226 151V153ZM9 153V152H8ZM26 153V152H25ZM25 153H23V154H25ZM33 153V152H32ZM49 153H50V151H49ZM61 153V152H60ZM70 153V152H69ZM219 153V152H218ZM257 153L258 152H256V155H257ZM261 153V152H260ZM260 153H258V154H260ZM27 154H28V152H27ZM30 154V153H29ZM46 154H47V152H46ZM45 154V155H46ZM71 155L70 156H74V155H72L73 153H70ZM75 154V153H74ZM174 154H176V155H178L177 157V159H175V157H174ZM215 154V153H214ZM227 154V156L225 155V158L224 159H222V158H217V157H214V159H212V161H211V165L209 164H207L208 166V168L209 169H211V170H213L214 172H217L216 170H214L215 169V167L216 168H219L220 166L222 167V166H224L225 164H228L227 162V160H226V158L227 157H230V155H228ZM240 154V153H239ZM253 154H255V153H253ZM22 155V154H21ZM20 155V156H21ZM57 155V154H56ZM69 155V154H68ZM221 155H224V154H221ZM237 155V154H236ZM235 154L234 155H232L231 154V156H236ZM58 156H59V154H58ZM64 156V155H63ZM66 156V155H65ZM75 156H76V154H75ZM74 156V157H75ZM238 156V155H237ZM246 156V155H245ZM248 156H249V154H248ZM258 156V155H257ZM7 157H10V156H7ZM26 157H27V155H26ZM25 157V158H26ZM61 157V156H60ZM59 157V158H60ZM222 157V156H221ZM242 157V156H241ZM241 157H239V158H241ZM252 157H254V156H252ZM20 158H22V157H20ZM68 158V157H67ZM234 158V157H233ZM242 158H244L245 159V157H242ZM255 158H257V157H255ZM263 158V157H262ZM29 158H27L25 161H26V164H28L29 162L30 163H32L33 161L31 160H29L28 162H27V160H28ZM44 160L46 159V158H43ZM61 159V158H60ZM64 159V158H63ZM69 159H70V157L68 158V161H69ZM80 159V162L82 161ZM184 159H186V158H184ZM229 159V158H228ZM232 159V158H231ZM243 159V160H244ZM251 159L253 160V158H251V157H249V160L251 161ZM259 159V158H258ZM38 160H40V159H38ZM43 160V161H44ZM72 161H73V158L71 159ZM74 160H76V159H74ZM76 160V161H77ZM235 160V159H234ZM260 160V159H259ZM23 161V160H22ZM25 161H23L24 163H25ZM76 161H74L73 163H74V165H75V162ZM83 161V162H84ZM167 161V162H166ZM230 161V160H229ZM247 161V160H246ZM250 161H247V162H245V164H244V166H243V164L241 165V167H242V169L240 170V168H239V166L237 167V168H234V170H231V169H233V168H230V169H228L227 171L229 172V170H231V172H233L232 174H235L234 173V171L235 172H237L238 170L240 171H238V173H241V171H250L251 173H252V171H255V172H253L254 174L258 171V172H260L261 171V174L263 173L262 171L264 170V164H257V163H255L256 161L258 162V160H256L255 159V162L253 163V162H250ZM262 161H264V160H262ZM42 161H40V163H41ZM69 162H71V161H69ZM179 162V161H178ZM235 162V161H234ZM237 162H238V160H237ZM240 162V161H239ZM30 163H29V165H30ZM34 163H36L35 161H34ZM33 163V164H34ZM39 163V162H38ZM37 163V164H38ZM77 163H78V161H77ZM157 163V165L159 164L158 163V161L156 162ZM206 163V162H205ZM233 163V162H232ZM236 163V162H235ZM258 163H261V161L260 162H258ZM263 163V162H262ZM79 164V163H78ZM81 164V163H80ZM237 164H239V163H237ZM237 164H233L234 166L235 165H237ZM257 164V165H256ZM13 165V164H12ZM86 165V167H87V165L88 164H85ZM146 165H148V164H146ZM150 165V164H149ZM160 165V164H159ZM172 165V164H171ZM175 165V164H174ZM177 165H179V164H177ZM230 165H231V163H230ZM31 166V165H30ZM32 166H34V165H32ZM32 166H31V168H32ZM166 166V165H165ZM164 166V167H165ZM206 166V165H205ZM16 167V166H15ZM28 167V166H27ZM26 167V168H27ZM79 167V166H78ZM81 167V166H80ZM89 167H90V165H89ZM141 167V166H140ZM147 167V169H148V166H146ZM146 167H144V168H146ZM156 167V166H155ZM154 167V169H157V168H155ZM169 167V166H168ZM168 167H166L167 169H168ZM175 168L176 167V169H177V166H172V167H170V168ZM228 167V166H227ZM230 167H232V166H230ZM91 168V167H90ZM143 168V169H144ZM151 168V167H150ZM153 168V167H152ZM169 168V169H170ZM173 168V169H174ZM207 168V169H208ZM16 169H17V167H16ZM113 169V168H112ZM117 169V168H116ZM125 169V168H124ZM123 169V170H124ZM178 169H180V168H178ZM206 169V170H207ZM208 169V170H209ZM220 169V168H219ZM225 169H226V166H225ZM27 169H25V171H26ZM103 170V169H102ZM101 170V171H102ZM104 170H106V169H104ZM120 170V169H119ZM127 170V169H126ZM125 170V171H126ZM139 170V169H138ZM186 170V169H185ZM260 170V171H259ZM74 171V170H73ZM91 171V170H90ZM101 171H100V173H101ZM108 171V170H107ZM149 171V170H148ZM151 171V170H150ZM154 171V170H153ZM172 171H174V170H172ZM246 171V172H247ZM247 172V173H250V172ZM83 172V171H82ZM109 172H110V170H109ZM112 172V174L114 173L113 171H111ZM110 172V173H111ZM128 172V171H127ZM126 172V173H127ZM130 172V173H131ZM135 172V171H134ZM169 171H167V173H168ZM219 172V171H218ZM226 172V171H225ZM21 173V172H20ZM24 173H26V172H24ZM92 173H94V172H92ZM118 173V172H117ZM125 173V174H126ZM129 173V174H130ZM143 173H146L145 171L143 172ZM177 173V172H176ZM175 173V174H176ZM180 173V172H179ZM183 173V172H182ZM207 173V172H206ZM238 173H237V175H238ZM247 173H245V174H243L242 173V175H245L244 176V181H249V179H251L250 181L251 182H249L250 183V185H252L253 184V182H255L256 181V183L258 182V186H259V188H258V186H255V188L257 189V190H255L256 191V194L255 195H253L252 194V192H250V189L249 190H247V192H242V191H245V189H248V188H245L244 190H242L241 191V187L243 186V185H241L240 186V188L241 189H239V190H237L238 188H230V185H228L229 186V188L230 189H225V193L224 194H226V196H227V198L226 199H234V198H236V199H238L239 198V196H242V195H244L245 196V199H246V202H245V204H243V201H242V204H243V207H245V211L244 210H242V209H238V212H240L239 210H242V211H244L242 214H243V217H245V219L243 218L242 219V224L240 223L239 225L238 224H236V227L233 225V227H235V228H232V224H231V222H232V219L234 218H232L231 220H230V226L228 225L227 227H225V225L226 224H224V222H222L221 224L220 223H218L217 221V223H215V224H220L218 227H220L221 229L223 228V225H224V227L225 228H227L226 230H227V233H226V231H225V228H224V232H225V234H222V233H220V235H219V233H218V236L216 237H214V236H212V230H213V233H217L216 231H218V230H215L214 231V229L213 228H217V229H219L215 224V227H213L212 228V230H210V228L208 229V228H206V226H204L205 228H206V231H204L203 230V228H201V227H203L200 223H199V220H200V217L202 216V215H204L205 216V218H206V216H207V218H213L214 220H215V215H213V217H212V214H209L210 212H208V210L209 209H207L206 208V206L204 205V208H202V206H201V209L199 208V210L197 211V209H196V211H197V213H192L191 215H190V217L189 216H187V218H185V220H187V223L185 222V224L184 225H181V226H178L177 225V223H179V221L176 219L173 223H172V226L174 225V230H173V228L172 227H170L169 226V228L167 227L166 228V226H164L165 227V231L166 232H172V231H176V232H178V240L180 241H178L179 243V245H178V248H177V250H175V251H177V253H175V255L176 254H180V256L178 255V256H173V257H171L170 256V254L168 255L167 254V256H169L170 257V259H166L163 255L161 256V254H160V257H163V258H165V260L163 259V258H161V259H163L164 260V263L163 264H190V262L191 263H195V261L198 259V257H200L202 254H207L208 253V255H207V257H205L204 256V258H206L207 259V264H264V240L263 241H261L260 242V239H259V241L257 242V243H259L258 245H257V243L255 244V241H257V240H254L253 239V237H252V239L250 238H247L248 240L246 241V238L244 237L243 239H245L244 240V242H243V244H245V246L246 247H244L243 248V250L246 252V250L247 249H249V248H251V250H249V253L248 254H244V256H242L241 254L239 255L238 254V256H237V258H236V256L235 255H231L233 258H229L230 257V254H231V250L232 249H234V248H236V245H234L232 242L233 241H235V240H237V239H240L238 236L239 235H241L242 233H244V231H245V233H247L246 231H249L250 232V234L251 233H253V232H255L253 229H251V228H255L256 226L258 227V229L260 230L261 228H262V226L264 225V189H261V188H264V177H262L259 173H257L256 175V177H258V176H261L260 178H255V176H253L252 174L251 175H247ZM84 174V173H83ZM119 174V173H118ZM178 174V173H177ZM224 174V173H223ZM222 174V175H223ZM226 174H227V172H226ZM259 174V175H258ZM88 175V174H87ZM92 175H94V174H92ZM114 175V174H113ZM123 175V174H122ZM128 175V174H127ZM174 175V174H173ZM179 175V174H178ZM178 175H177V177H178ZM190 175V174H189ZM207 175V174H206ZM211 175V174H210ZM210 175H208L209 176V178H210ZM216 175H218V178H221V177H219V175L221 176V174L220 173H216ZM230 175H231V173H230ZM236 175V174H235ZM234 175V179L236 178V177H238V176H235ZM242 175H240L239 174V176L242 178H239L240 179V182H243L242 180H243V177H242ZM83 176V175H82ZM89 176V175H88ZM169 176V175H168ZM171 176V175H170ZM195 176V175H194ZM199 176V175H198ZM204 176V175H203ZM251 176H253L255 179H252L253 177H251ZM91 177V176H90ZM109 177L110 176H106V175H104V176H101V179L104 181V180H108L109 179ZM177 177H174L173 179H175V178H177ZM183 177V176H182ZM181 177V178H182ZM186 177V176H185ZM202 177V176H201ZM201 177H199V179H201ZM214 176H211V178H212V180H214L215 178H213ZM224 177H225V175H224ZM229 177V176H228ZM227 177V179H229ZM69 178V177H68ZM67 178V179H68ZM79 178H80V176H79ZM86 178H88V177H86ZM93 178H95L94 176H93ZM97 178V177H96ZM113 180L115 179V178H117L116 177V175H114L113 177ZM168 178V177H167ZM189 178H190V176H189ZM195 177H193V179H194ZM198 178V177H197ZM209 178L208 179H206V176H205V178L204 177H202V179H203V181L205 180V183H206V180H208V182L210 181L211 182V184H214V182L216 183V179H218V178H216L215 179V181H211V180H209ZM231 178V177H230ZM232 178V180H234ZM238 178H236V179H238ZM72 179V178H71ZM82 179V178H81ZM178 179L181 181V179L178 177ZM177 179V180H178ZM192 179V180H193ZM225 179V178H224ZM235 179V180H236ZM62 180V178L59 180L60 182H62L63 183V181H61ZM77 180H78V178H77ZM76 180V181H77ZM164 180V179H163ZM178 180V181H179ZM187 180V179H186ZM185 180V181H186ZM194 180H197V179H194ZM219 180V179H218ZM232 180H230V181H232ZM67 181H69V180H67ZM95 181V180H94ZM101 181V180H100ZM114 181H117V179H115ZM169 181V182H168ZM173 182H174V185H176L175 184V182L176 181H174V180H172ZM179 181V182H180ZM197 181H199V180H197ZM73 182V181H72ZM78 182H80V181H78ZM97 181H95V183H96ZM183 182V181H182ZM187 182H189L188 183V185L190 186L191 185V179L188 181L187 180ZM186 182V183H187ZM191 182V183H190ZM194 182V181H193ZM196 182V181H195ZM62 183H61V186H62ZM92 183H94V182H91V184ZM98 183V182H97ZM108 183H110V182H108ZM185 183V182H184ZM218 183H220V182H218ZM228 183L230 184V182H229V180H228ZM234 183V182H233ZM236 183H238L237 181H236ZM248 183V182H247ZM104 184V183H103ZM107 184V183H106ZM111 184H112V182H111ZM117 184V183H116ZM171 184L173 185V183L171 182ZM170 184V185H171ZM196 184V183H195ZM222 184V183H221ZM224 184H226V186H227V182H225ZM232 184V183H231ZM246 184V183H245ZM90 185V184H89ZM135 185V186H134ZM166 185V186H165ZM169 185V186H170ZM180 185V184H179ZM183 186L185 185V184H182ZM200 185V184H199ZM220 185V184H219ZM234 185H236L235 183H234ZM72 186V185H71ZM77 186V185H76ZM75 186V187H76ZM96 186V185H95ZM117 186V185H116ZM122 186V185H121ZM177 186V185H176ZM175 186V187H176ZM186 186V185H185ZM192 186V185H191ZM201 186V185H200ZM208 186V185H207ZM206 186V187H207ZM221 187L223 186V185H220ZM239 186V185H238ZM247 186V185H246ZM253 186V185H252ZM73 188H74V186H72ZM89 187H91V186H89ZM112 187H114V186H112ZM117 187H119V186H117ZM180 187H181V185H180ZM187 187V186H186ZM182 187V189H177L176 190V188H175V190H174V192H175V196L177 197L178 196V194H181V193H183V192H186V191H188V190H190V188L189 187ZM205 187V186H204ZM81 188V187H80ZM116 188V187H115ZM155 188V187H154ZM200 188H202V187H200ZM223 188V187H222ZM244 188V187H243ZM250 188V187H249ZM109 189V188H108ZM153 189V188H152ZM159 189L157 190V191H159ZM168 189H170L169 187H168ZM206 189V188H205ZM209 189V188H208ZM224 189V188H223ZM105 190V189H104ZM118 190V189H117ZM148 190V189H147ZM218 190V189H217ZM252 190V189H251ZM261 190V192H259V191ZM126 191V190H125ZM133 191V190H132ZM168 191V190H167ZM166 191V192H167ZM190 191H192V190H190ZM200 191V190H199ZM198 191V192H199ZM211 191H212V189H211ZM257 191H258V193H257ZM123 191H121V193H122ZM140 193H141V190L139 191ZM144 192V191H143ZM142 192V193H143ZM163 191H161V192H158L159 194L160 193H162ZM165 192V191H164ZM107 193V192H106ZM113 193V192H112ZM118 193H119V191H118ZM118 193H116V194H118ZM120 193V194H121ZM124 193H126V192H124ZM145 193V192H144ZM148 193V192H147ZM157 193V192H156ZM168 193V192H167ZM167 193H164V194H166V195H162L163 197L164 196H167L168 194ZM190 193V192H189ZM192 193V192H191ZM197 193V192H196ZM203 194H204V191L202 192ZM135 194H136V192H135ZM134 194V195H135ZM138 194V193H137ZM194 194V193H193ZM215 194H217V192L215 191V193H214V195ZM246 194V195H245ZM124 195V194H123ZM133 195V194H132ZM140 195V194H139ZM158 195V194H157ZM185 195H187V194H185ZM210 195V194H209ZM219 194H217V196H218ZM237 195H239V196H237ZM106 196H108V194L106 195ZM121 196H122V194H121ZM141 196V195H140ZM140 196H138L139 198H140ZM161 195L160 196H158L159 198H157L158 200L156 201V207L154 206V207H152V208H154L153 210H151L152 212L150 213V212H148L147 211V216H148V219L147 220H149L151 223H160V224H163L164 223V221H166V220H168V219H164V217H166V216H164L163 217V214L165 215V212L166 211H163L164 209L162 208V207H165V199H168V198H165V199H163V197H162ZM191 196V195H190ZM196 196V195H195ZM221 196V195H220ZM223 196V195H222ZM109 197V196H108ZM107 197V198H108ZM154 197H156V196H154ZM180 197V196H179ZM197 197H199V196H197ZM204 197H206L205 195H204ZM208 197H211V196H208ZM208 197L206 198V200H208ZM134 198H135V196H134ZM134 198H133V200H134ZM171 198V197H170ZM175 198V197H174ZM186 198V197H185ZM192 198H193V196H192ZM196 198V197H195ZM203 198V197H202ZM223 198V197H222ZM104 199H105V197H104ZM117 199V198H116ZM138 199V198H137ZM155 199V198H154ZM183 199V198H182ZM189 199V198H188ZM188 199H186V200H188ZM210 199H214V198H209V200ZM217 199H219V198H217ZM108 199H106V201H107ZM115 199H113V201H112V199H111V201L113 202V204H115L114 201ZM118 200V199H117ZM132 200V201H133ZM165 200V201H164ZM178 200V199H177ZM181 200V199H180ZM185 200V199H184ZM195 200V199H194ZM199 200H201V199H198V201ZM205 200V201H206ZM215 200V199H214ZM239 200V199H238ZM238 200H237V202H238ZM243 200V199H242ZM110 201V200H109ZM108 201V202H109ZM120 201V200H119ZM126 201V200H125ZM131 201V202H132ZM153 201V200H152ZM171 201H173V200H171ZM191 201V200H190ZM212 201V200H211ZM236 201V200H235ZM235 201H233V202H235ZM124 202V201H123ZM123 202H118V203H120L119 205H121ZM128 202V201H127ZM134 202H135V200H134ZM176 202V201H175ZM192 202V201H191ZM190 202V203H191ZM200 202V201H199ZM237 202H235L236 203V206H237ZM104 203H106V202H104ZM135 203H137V202H135ZM135 203H132L133 205L135 204ZM151 203V202H150ZM166 203H167V201H166ZM173 203V202H172ZM177 203V202H176ZM180 203L182 204V202L180 201ZM203 203V202H202ZM208 202L206 201V204H207ZM211 203V202H210ZM229 203V202H228ZM241 203V202H240ZM101 204V203H100ZM112 204V203H111ZM110 204V205H111ZM112 204V205H113ZM116 204H117V202H116ZM115 204V205H116ZM147 204V203H146ZM149 204V203H148ZM154 204V203H153ZM180 204V205H181ZM192 204V203H191ZM201 204V203H200ZM209 204V203H208ZM231 204V203H230ZM239 204V203H238ZM103 205V204H102ZM112 205H111V208H112ZM114 205V206H115ZM119 205H118V208H120L119 207ZM126 205H128V203H126ZM169 205V204H168ZM202 205V204H201ZM210 205V204H209ZM213 204H211V206H212ZM117 206V205H116ZM115 206V207H116ZM167 206V205H166ZM176 206V209H177V205H175ZM184 206H185V204H184ZM189 206V205H188ZM194 207H196L195 205H193ZM215 205H213V207H212V210L211 211H213V208L215 209V207H214ZM235 206V205H234ZM236 206L234 207V208H236ZM106 207V206H105ZM104 207V208H105ZM114 207V208H115ZM135 207V206H134ZM134 207L133 208H131V209H133V210H135L134 209ZM147 207V208H146ZM145 207V209H148V205ZM170 207H172V206H170ZM190 207V206H189ZM188 207V208H189ZM197 207H199V206H197ZM231 207V206H230ZM238 207H239V205H238ZM241 207H242V205H241ZM109 208V207H108ZM114 208H112V209H114ZM167 208V207H166ZM175 208V207H174ZM182 208V207H181ZM210 208V207H209ZM105 209H107V208H105ZM130 209V210H131ZM144 209V210H145ZM163 209V210H162ZM170 209V208H169ZM193 209V208H192ZM211 209V208H210ZM237 209V208H236ZM111 210V209H110ZM123 210V209H122ZM138 210H139V208H138ZM142 210V209H141ZM140 210V212H143V211H141ZM149 210V209H148ZM114 211H115V209H114ZM137 211V210H136ZM136 211H135V214H136ZM172 211V210H171ZM182 211V210H181ZM185 211V210H184ZM183 211V212H184ZM190 211V210H189ZM192 211V210H191ZM210 211V210H209ZM231 211V210H230ZM118 212V211H117ZM122 212V211H121ZM126 212H129L128 210L126 211ZM133 211H131V213H132ZM138 212V211H137ZM170 212V211H169ZM175 212L176 211H174V214H175ZM185 212H187V211H185ZM233 212V211H232ZM237 212V213H238ZM130 213V214H131ZM166 213H168V212H166ZM179 213V212H178ZM202 213H204V214H202ZM237 213H235L236 215H237ZM172 214H173V212H172ZM173 214V215H174ZM214 214V213H213ZM220 214H222V213H220ZM235 214H233L232 216H235L236 217V215ZM240 214H241V212H240ZM120 215V214H119ZM118 215V216H119ZM122 216H123V214H121ZM142 215V214H141ZM176 215V214H175ZM189 215V214H188ZM228 215H229V213H228ZM129 216V218H130V215H128ZM142 216H144V215H142ZM145 216H146V214H145ZM181 216H183V215H181ZM185 216V215H184ZM199 216V217H198ZM217 216V215H216ZM220 216H222V217H224V219H226L225 217V215H220ZM220 216H219V218H220ZM238 216V215H237ZM240 217L242 216V215H239ZM133 217V216H132ZM137 217V216H136ZM175 217V216H174ZM174 217H172V218H174ZM197 217H198V219H197ZM203 217V216H202ZM123 218V217H122ZM125 218V217H124ZM127 218V217H126ZM126 218H125V220H126ZM170 218V217H169ZM182 218V217H181ZM204 218V217H203ZM204 218V219H205ZM121 219V218H120ZM217 220H218V218H216ZM227 219H228V216H227ZM132 220V219H131ZM141 220H143V219H141ZM146 220V219H145ZM172 221H173V219H171ZM206 220V219H205ZM204 220V221H205ZM209 220V219H208ZM214 220H211V221H208L209 223L210 222H213ZM237 220L239 221V219L237 218ZM123 221H124V219H123ZM126 221H129V220H126ZM125 221V222H126ZM138 221V220H137ZM203 221V220H202ZM202 221L200 220V222L202 223ZM228 221V220H227ZM226 221V222H227ZM234 221V220H233ZM135 222H136V220H135ZM135 222H133V223H135ZM141 222V221H140ZM144 222V221H143ZM148 222V221H147ZM181 222V221H180ZM184 222V221H183ZM235 222H237V221H234L233 223L235 224ZM126 223H128V222H126ZM145 223V222H144ZM167 223V222H166ZM209 223H208V225H209ZM238 223V222H237ZM132 224V223H131ZM130 224V225H131ZM141 224V223H140ZM148 224V223H147ZM205 224H206V222H205ZM213 224V223H212ZM212 224H210V226H212ZM133 225V224H132ZM168 225V224H167ZM171 225V224H170ZM238 225V226H237ZM150 226V225H149ZM148 226V227H149ZM156 226H158V225H156ZM155 225H154V227H156ZM163 227V228H164ZM180 227H182V228H180ZM256 227V228H257ZM261 227V228H260ZM264 227V226H263ZM141 228H143L142 226H141ZM152 228V227H151ZM157 228V227H156ZM159 228V227H158ZM162 228V227H161ZM172 228V229H171ZM250 228V229H249ZM146 229H148V228H146ZM258 229H256V230H258ZM98 230V229H97ZM143 230V229H142ZM142 230H140V232H137V233H141V231ZM164 230V229H163ZM139 231V230H138ZM151 232H152V230H150ZM162 231V230H161ZM160 231V232H161ZM164 231V232H165ZM211 232V234L209 233H207V232ZM222 231V232H223ZM150 232V233H151ZM156 232V231H155ZM158 232H159V230H158ZM220 232V231H219ZM145 233V232H144ZM154 233V232H153ZM244 233V234H245ZM147 234V233H146ZM254 234V233H253ZM253 234H251V236L253 235ZM148 235H149V233H148ZM151 235H152V233H151ZM154 235V234H153ZM156 235H157V233H156ZM214 235H216V234H214ZM78 236H80V235H78ZM143 236V235H142ZM146 236V235H145ZM237 236V237H236ZM243 236V235H242ZM242 236H241V239H242ZM245 236V235H244ZM246 236H248V235H246ZM250 235H249V237H251ZM148 236H146V238H147ZM152 237V236H151ZM167 237V236H166ZM89 238V237H88ZM138 238H140V236H138ZM204 238V239H203ZM85 239H86V236H85ZM242 239V240H243ZM84 240V239H83ZM138 240V239H137ZM168 240V239H167ZM196 240V241H195ZM216 240V241H215ZM221 242V245H216V243L215 242ZM239 241V240H238ZM237 241V242H238ZM246 241V242H245ZM13 242H15V241H13ZM90 242V241H89ZM133 242V241H132ZM137 242V241H136ZM139 242V241H138ZM215 244H214V243ZM146 243V242H145ZM236 243V242H235ZM136 244V243H135ZM144 244V243H143ZM149 244V243H148ZM213 244L215 245V246H213ZM218 244H220V243H218ZM255 244V245H254ZM102 245V244H101ZM239 245H242V244H239ZM11 246V245H10ZM103 246H104V244H103ZM129 246V245H128ZM12 247V246H11ZM138 247V246H137ZM239 247H241V246H239ZM118 248V247H117ZM117 248H115V249H117ZM122 247H120V249H121ZM128 248V247H127ZM127 248H125L124 247V250L126 249L127 250ZM176 248V247H175ZM174 248V249H175ZM245 248H247V249H245ZM130 248H128V250H129ZM133 249V248H132ZM140 249V248H139ZM157 249H159V248H157ZM239 248L237 247L236 249H234V250H236V251H234L235 253H238L239 252V250H238ZM111 250V249H110ZM114 250V249H113ZM123 250V249H122ZM124 250H123V252H124ZM163 250H165V249H162V251ZM166 250H169L168 248L166 249ZM171 250V249H170ZM119 251V250H118ZM145 251V250H144ZM159 251V253H163L164 254V251L162 252V251H160V250H158ZM158 251H156V252H158ZM120 253H121V255L120 256H122L123 257V255H122V252L121 251H119ZM129 252V251H128ZM131 252H135L134 250L133 251H130L129 253H130V256H131ZM136 252H137V249H136ZM139 252V251H138ZM169 252H173L172 250L171 251H169ZM119 253V254H120ZM124 253H127V252H124ZM129 253H127V254H129ZM148 253V252H147ZM153 253H154V251H153ZM166 253V252H165ZM118 254V255H119ZM142 254V255H141ZM141 254H139V255H141V256H143L144 257V253L143 252H141ZM146 254V253H145ZM149 254H151L150 252H149ZM158 254V253H157ZM157 254H155V255H157ZM172 254H174V252L172 253ZM171 254V255H172ZM243 254V253H242ZM117 255V254H116ZM118 255H117V258H118ZM125 255V254H124ZM134 255V254H133ZM132 255V256H133ZM224 255V256H223ZM111 256V255H110ZM147 256H150V255H147ZM146 256V257H147ZM151 256H154V255H151ZM221 256V257H220ZM234 256H235V258H234ZM113 257V256H112ZM116 257V256H115ZM115 257H113V258H115ZM127 257H128V255H127ZM127 257H124V259L125 258H127ZM151 258V257H150ZM204 258H202V259H200V261H205L204 260ZM107 259V258H106ZM105 259V260H106ZM124 259H122V260H124ZM155 259V258H154ZM104 260V259H103ZM104 260V261H105ZM116 260H118V259H116ZM116 260H114V261H116ZM119 260H121L120 258H119ZM118 260V261H119ZM138 260V259H137ZM160 260V259H159ZM106 261H109V260H106ZM105 261V262H106ZM117 261V262H118ZM125 261V260H124ZM123 261V262H124ZM128 261H131V260H128ZM132 261H134V260H132ZM158 261V260H157ZM157 261H155L156 263H157ZM162 261V260H161ZM199 261V260H198ZM197 261V262H198ZM116 262V263H117ZM137 262V261H136ZM149 262H150V260H149ZM154 262V261H153ZM153 262H151V263H153ZM107 263V262H106ZM129 263V262H128ZM127 263V264H128ZM131 263V262H130ZM135 263V262H134ZM142 263H145V262H141L140 261V264H142ZM158 263H159V261H158ZM109 264V263H108ZM133 264V263H132ZM147 264H149V263H147ZM204 264H206V263H204Z\"/></svg>","mask_w":264,"mask_h":264}]
</instances>
